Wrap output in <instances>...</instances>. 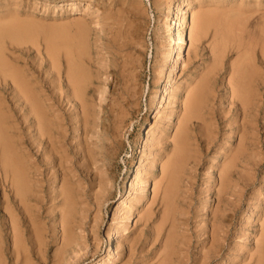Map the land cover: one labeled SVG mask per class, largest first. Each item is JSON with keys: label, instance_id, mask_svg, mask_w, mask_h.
I'll use <instances>...</instances> for the list:
<instances>
[{"label": "rangeland", "instance_id": "obj_1", "mask_svg": "<svg viewBox=\"0 0 264 264\" xmlns=\"http://www.w3.org/2000/svg\"><path fill=\"white\" fill-rule=\"evenodd\" d=\"M63 1H65V0H48V1L47 0H11V1L10 0H0V38H1L0 39V58H1L2 62L3 61L5 62L7 67H9V69L12 72L15 71L14 73H16V74L18 73L17 74L18 77L24 76L23 78H26V79L28 77H30V78H28V80L31 82L33 80L35 82V83L32 82L33 84L31 83V85H30L31 88H33L37 94L39 93V91H41L38 95L39 97L41 96V98H42L45 95V97L43 99H45L46 97H49L50 101H51V99L53 100L51 102H48V103H52V104L54 103L53 105H54L55 111L53 109H51V111H50V113H51L50 115L53 116V118H52V116H50L51 121H53V122L57 121V123H59L60 118L61 119L63 118L60 121V124L63 125L65 123L63 125L64 130L68 127L67 131L70 133L69 134L65 130L66 131V134H65L66 138L64 137V140H66V141H63L64 147L67 146L66 150H65V148H63V150H64L63 153L66 156L68 153L70 158L68 156L67 157L69 159H72V160H67V161L69 163H71V162L73 163L74 161L75 162L77 161L76 159H73V157H74L73 155H75L73 153H76V150H77V152L80 150V145L78 146L79 147L78 148V147H74V144L77 146L80 143L79 141H82L83 142L82 144L86 145L85 140L87 139L86 135L83 136L84 133L82 132V128H81V125L79 123V120L81 117V111H80L81 108L78 107L79 105H78L76 100H71L72 102H70L69 101L70 97L69 98L66 97L69 94H70L69 96H71V93L73 92V84L69 80V72H70V70H72V68L76 69V76H77V80L79 82V84H78L79 86H77V87L80 88L81 92L83 93L82 98L85 101L87 109H89L91 114H92L91 119L93 120V122L98 121L97 126L100 129H101L100 125H102V122H103L102 121L103 120L102 109H104V108H102V107L103 106L106 107L107 104L110 103L112 97L116 98L117 95L120 94V92H121L120 90L124 86V79L130 80L129 81L130 83L128 82V84H129V86H132L130 88L133 89V91L138 92V91L142 90V91L138 92L139 95L137 97H140V95H141V97L138 99V100H140L139 103H140V107H141V117L140 118H142L143 116H146V119H145V123H144V121H142V124L139 127L140 129L138 128L136 131L137 133H135V134L133 133V135H130V134H132V130H133L131 127L128 129V132L126 131L124 134L122 141L123 142L125 141L123 143V146L124 145L125 146L121 147L120 154L118 156L119 158H117L116 163L113 165V168H114V175L113 176L115 177V182H114L115 184H114V187L112 189V193H113L112 198L108 202L105 203V206L103 207L101 212H99L98 208L95 205H93V202H94L93 199L91 201V203H92L91 205H93V206L90 205V207H88V210H89L88 213L89 214H88V219L86 222L89 224L87 227H88V229L90 228L89 231L91 232L90 233L88 231V234H89L88 238H90V240H88L87 244H86V246L88 248L87 247L84 248L82 250L81 254L79 253L80 258L79 257H73V258H71V259H73L72 261L69 259L70 261L68 260L67 262L65 261L61 264H66V263L67 264L68 263L69 264L70 263L71 264H94V263L97 264L96 262L101 260V258H104V260L107 259L105 261L107 264H110V263L111 264H131V262H132V264H139L140 261H142V263L140 262V264H169L170 261H171L170 264H181V263L182 264H198V263H200V264H259V263L264 264V253H263V251H264V244L263 243L264 242H262V241H264L263 240L264 239V228H263L264 227V218H263L264 217V118H263L264 117V101H263L264 100V36H262V35H264V23H263L264 22V20H263L264 19V17H263L264 16V0H205V1L202 0L200 2H199V0L198 1L193 0L194 2L192 0H172L171 2L169 0H167V2H166V0L165 1L163 0V2H161V3H160V1H162V0H158V1L157 0L156 1L155 0H78V1H81V4H79V5H70L71 3H69V5H65V7H61L60 3ZM89 1L92 2V8H90L91 9L90 11H92V12L87 10V2H89ZM187 1H189L190 3L191 2H193V3L190 4ZM258 2H260V3H258ZM125 3H126V5H125ZM163 3H165L166 6H165V4L163 5ZM188 3L191 6L188 5ZM204 3H206V4H204ZM155 4H156V6H155ZM161 4H162V6H161ZM256 4H258V5H256ZM157 5L159 6V8ZM204 5H207L208 7L207 6L204 7ZM209 5H210V7H209ZM198 6L200 9L198 8ZM215 6H218V7L216 8ZM202 7H204V8H202ZM169 8H171V9H169ZM189 8H190V10H189ZM179 9H180V13L178 14L177 11H179ZM214 9H215V11H214ZM191 10H194V12H192ZM198 10H199L200 14L209 12L211 17H212V21H211V24L208 28L206 37L200 43L195 42L191 46L189 33H190L191 24H192V13L197 14ZM244 10H245V12H244ZM250 10L252 13L250 12ZM166 11H168V12L166 13ZM210 11H212V12H210ZM249 12H250V14H249ZM12 13L14 15H12ZM185 13H186V15H185ZM167 14L169 15V17ZM242 14H245L246 16L245 15L241 16ZM7 15L8 16L11 15L13 17L9 16L8 19L5 18L2 21L1 18L6 17ZM166 15L169 19L166 17ZM96 17L98 18V20ZM219 17L221 20L219 19ZM260 17H261V19H260ZM226 18H228V19H226ZM234 18H235V20H234ZM244 18H245V20L243 21ZM249 18H251V19H249ZM159 19H160V21H158ZM167 19L169 21H166ZM178 19L179 20H182V19L186 20L184 22L182 20V23H184L182 31H179V29H178V27H179V25H177L179 23ZM8 21H9L10 25L7 24ZM219 21H220V23H219ZM253 21H254V23H253ZM17 23H19L20 26ZM86 23H88V24H86ZM11 24H13V26ZM14 24H17V26ZM81 24H82V26H81ZM164 24L169 26V27L165 26ZM224 25H225V27H224ZM3 26H5L6 28ZM218 26H220V27H218ZM1 27H3V28H1ZM8 27L10 30L8 29ZM159 27H161V28H159ZM167 28H168V30H165ZM222 28L224 29L225 32L222 31L223 30ZM225 28H227V30ZM259 30H261V31H259ZM156 31L157 32L160 31L159 33H161V34L157 33ZM166 31H169V32H166ZM178 31L182 35L184 34V36H183V38L185 37L183 39L184 42H180L179 40H177L179 38L178 37V34H179ZM183 31H185V32H183ZM170 32H172V33H170ZM127 34H128V36H127ZM130 34H133V35H130ZM138 34H139L140 38H138ZM168 34H170V36ZM173 36H175V37H173ZM131 37H134V38H131ZM128 38H130V39L128 40ZM230 38H232V39H230ZM258 39H260V40L258 41ZM116 40L118 41V44H117ZM119 41H121V42L124 41L125 44H124V42L121 43ZM169 41L170 42L172 41V43L170 44ZM213 41H215V42H213ZM223 41H224V43H223ZM167 42H168V44H166ZM10 43H11V45H10ZM39 43L41 44V46ZM131 43H133L134 45H132ZM161 43L162 44L164 43L166 46L164 44L162 45ZM180 43H182V44H180ZM227 43H228V45H227ZM111 44H113V45H111ZM94 45H96V46H94ZM114 45H116V46H114ZM121 45H123V46L121 47ZM130 45H132V46H130ZM168 45H169V47H168ZM180 46H181V49H180ZM258 46H260V47H258ZM6 47L8 48V50ZM222 47H223V49H222ZM105 48H107V50ZM23 49H24V51H23ZM138 49H140V50H138ZM247 49H248V51H247ZM26 50H28V51H26ZM29 50H31V52H29ZM96 50H98V52H96ZM99 50L101 51V53ZM110 51L112 53V56H111V53H109ZM113 51H115V52H113ZM116 51H119V52H116ZM159 51L162 52L163 55H161V53ZM167 51H169V52H167ZM171 51L173 53H171ZM190 51H191V53H190ZM13 52L16 55H14ZM40 52H42V53H40ZM169 53H171V55ZM238 53L242 54L244 56H242V55L239 56ZM19 54H20V56H19ZM125 54L127 55V57L125 56ZM5 55H7L8 58H10V59H7L6 58L7 56H5ZM96 55H97V57H96ZM164 55H166V56H164ZM178 56H179V58H178ZM136 57H137V60L139 59L140 61L139 60L137 61ZM159 57L160 58L162 57V58L160 59ZM42 58H43V60L45 58V60L43 61ZM119 58L121 61L119 60ZM124 58H126V59H124ZM177 58H178V60H177ZM23 59H26V60H23ZM113 59L118 60L116 62V64L114 62L116 60L113 61ZM127 59H128V62L130 60L129 63H131L130 64L131 66H132V64H134L135 67H138V68H135L134 65H133V67H131L129 65V63L126 62ZM10 61L12 63H10ZM18 61H19V63H18ZM122 61H124L125 63ZM134 61H135V63H134ZM21 62H22V64H21ZM94 62H95V64L97 63V66L101 65L100 67L98 66L99 68H101L100 74H99V70H98L99 68L94 64ZM118 62H120V63H118ZM137 62H139V63H137ZM140 62H142V63H140ZM248 62H250V64ZM14 63L15 64L17 63V65L15 67H14V65H15ZM98 63H100V64H98ZM157 63H158V65H161V66L156 65ZM43 64H45V65L43 66ZM47 64H48V66H47ZM103 64H106V65H103ZM109 64H110V67H109ZM117 64H120V66L122 65V67L118 66ZM164 64H165V66L162 67ZM255 64H256V66H255ZM20 65L22 68H25L24 71L20 67ZM25 65L32 67V69L30 67H29L30 69H28ZM34 65H36V66H34ZM113 65H115V66H113ZM116 66H117V68H115ZM205 66L209 67V68L207 67L208 70H206ZM216 66H218V67H216ZM257 66H259V67H257ZM34 67H35V69L33 70ZM158 67H161L162 71L160 70V68L158 69ZM256 67H257V69H256ZM47 68H48V71H47ZM51 68H53V69H51ZM132 68H135V70L133 69V71H132L131 70ZM155 68L157 70H155ZM16 69H18V70H16ZM25 70H26V72H25ZM30 70H31V72H29ZM118 70H120V71L118 72ZM122 70H123V72H122ZM238 70H241L245 74L244 89H245V95L247 97V106H246L245 111L241 108V106H236L232 103L233 97L231 95L230 81L232 79H234V77L236 78V76L239 75ZM33 71H35V72L33 73ZM60 71L61 72L63 71V72L61 73ZM104 71L105 72L108 71L107 73L110 72L109 75L108 74L106 75V73ZM113 71H114V73H112ZM154 71H155V73H156V71L158 72V73H156L157 75L154 73ZM3 72H4V69L0 68V77H1L0 78V84H1V86H0V97H3V99H6L5 103L2 105L4 110L7 112V114L5 116L14 115L13 113L15 111H16L17 115L20 116L21 114L18 111L19 110L18 107L22 106L21 105L22 102L17 101V98L15 97L13 91L11 92V89H9V87L5 88V86H3L2 83L4 81V77L6 76V74H4ZM40 72H42L41 75H39ZM160 72H162V73L160 75H158ZM14 73H10V74L8 73V75L6 76L5 79H7V81L11 83L12 82V75L11 74H14ZM21 73H23V74L26 73V77H25V74L23 75ZM30 73L31 74L33 73V75H35V76H33V75L30 76ZM64 73L68 76V78ZM96 73L99 75V78H98ZM103 73H105V74H103ZM123 73H124V75H123ZM136 73H137V75L139 74V77L137 75H135ZM206 73H208V74H206ZM214 73H215V75H214ZM27 74H28V76H27ZM57 74L59 76H57ZM114 74H116L117 76H115ZM199 74H200V76H199ZM60 75H62V76H60ZM103 75H105L104 78H102ZM120 75H122L123 77ZM40 76H42V77H40ZM124 76L126 78H124ZM129 76H131L132 79L134 78L133 81H135L136 78H140V80L138 79V81H140V82L142 81V82L140 83V82L135 81L137 84L136 85L135 82H133ZM211 76L213 77V79ZM35 77H37L38 79ZM100 77H101V79H100ZM121 77L123 78V80ZM156 77H157V79H156ZM193 77H195V78H193ZM161 78H162V80H161ZM97 79H99V80H97ZM115 79L117 82L115 81ZM119 79H120V81H119ZM167 79L170 81H168ZM38 80L40 82H38ZM47 80H48V82H47ZM154 80H155V82H154ZM156 80H159V81H156ZM104 81L108 82V83H105ZM114 81L117 84H115ZM131 81L133 82V84ZM202 81H204V83L206 82L204 84L206 87L203 89L204 93H202V95L200 96L201 101L199 103V108L197 105V109H198L197 116H198V118H196V120H195V122L200 121L199 122L200 124L196 126V130H195L194 134L192 135V137H193L192 142L193 143L192 142L190 143V147L187 150L188 161H187V166L184 165L183 170H182V173H184V175H182L183 180H181L179 182L178 186L175 188V192H176L175 193V195H176L175 196V208H173L174 210L172 211V214L173 213L174 214L176 213V214L175 215L173 214L172 219L175 218L174 223H177L176 224L177 226H175V224H174V226H173L174 228H173L171 223H169L170 221L164 224V222L162 221L164 209L161 211L162 208H161V205H159V203H157L158 201L153 202L155 195L153 192L154 184H152V182L155 183L154 180H157L158 182H160V180H158V179L161 178V172H160L161 171V169H160L161 168V161H162L163 157H164L163 162H165L167 160L165 155L164 156L161 155V157H160V155L157 153L158 147H162V146H159L157 144L158 147L156 149H155V147H156V143L158 142V140L161 136L160 132H162L163 129L164 130L168 129V131L166 132V135L168 133L170 140L174 136L175 131H176L175 130L176 125H177L176 123L178 122L176 118H177V115H179L178 113L181 110V104H182V102H178V101H183L185 99L183 97H186V91H188L189 88H190L189 90H192L191 88L194 89L193 86L194 85L198 86V84ZM36 82H38V83H36ZM41 82L45 85L42 86L43 84ZM118 82H120L119 83L120 85H121V83L123 85H121V87L117 86ZM168 82H171L172 88L174 87L172 90H170L171 92L170 91L165 92L166 87H167V85H165V84H167ZM189 82H192V83H189ZM57 84H58V86H57ZM164 85H165V87H164ZM188 85H190V86H188ZM175 86L177 88H175ZM39 87L40 88L42 87V89H39ZM43 87L44 88L47 87V88L43 89ZM54 87H56V89ZM101 87L103 89L105 88L106 91L103 90ZM112 87L114 89H117V90H115V92H114V89H112ZM178 87H179V89H178ZM61 88L64 90H62ZM136 88H137V90H136ZM153 88H155V89H153ZM1 89L3 91H1ZM175 89H178V90L175 91ZM50 90H51L52 94L50 93ZM153 90H154V92H153ZM159 90H160V92H159ZM215 90H216V93H215ZM45 91L47 92V94ZM54 91H56V92H54ZM61 91H62V94H61ZM64 91L66 94L64 93ZM103 91H105V92H103ZM116 91H118V92H116ZM150 91H151V93H150ZM156 92H157V95H155L156 96L155 97L154 94H156ZM182 92H184V93H182ZM6 93H8L9 95ZM90 93H92V94H90ZM105 93H107V94H105ZM108 93L111 95L108 96ZM112 93L116 94V95L114 96ZM152 93H154V94L152 95ZM101 94H102V96L104 95V97H106V98L101 97ZM227 94L229 97L227 96ZM4 95H6V96H4ZM57 96L60 97V101H59V97L57 98ZM169 96H171V97H169ZM64 97H66V98H64ZM90 97H91V99H90ZM96 97L99 98V100H96L97 99ZM150 97H152V99ZM153 97L156 100H154ZM161 97L163 99L162 100L163 102L161 101ZM172 97H174L175 100ZM181 97H182V99H181ZM10 98H11V100H10ZM65 99H66V101H64ZM261 99H262V101H261ZM106 100H108V101H106ZM57 101H59V102L57 103ZM68 101H69V103H68ZM198 101H199V99H198ZM198 101H197V103H198ZM99 102L101 104H99ZM149 102L151 104L150 107H149L150 104L148 105ZM152 102H153V104H152ZM173 102H175V104ZM211 102H213V103H211ZM261 102H263V103H261ZM64 103H66V104H64ZM167 103H169V104H167ZM17 104H19V105H17ZM57 104H59V105L57 106ZM68 104H70V105H68ZM96 104H97V106H96ZM178 104H179V106H178ZM153 105H154V107H153ZM159 105H160V107H159ZM213 105H215V106H213ZM14 106H15V108H14ZM100 106H101V108H100ZM234 106H236V107H234ZM56 107H58V108H56ZM73 107H74V109H73ZM7 108H9V109L11 108V109L7 110ZM63 108L65 110H63ZM172 108H173V110H171ZM58 109H60V111ZM161 109H162V113H159V110H161ZM75 110H76V114H75ZM149 110L151 111V113ZM174 110H176L177 112ZM214 110H216V111L219 110V111L216 112ZM62 111L64 114L62 113ZM94 111L96 114L94 113ZM97 111L99 113H97ZM163 111H164V113H163ZM237 111H238V113H237ZM53 112H54L55 116L52 114ZM201 112L203 113V115H201L202 114ZM213 112L214 113L216 112V114H214ZM57 113L59 115H57ZM148 113H149V115H148ZM170 113H173V114L176 113L177 115L175 114V116L170 117V115H169ZM219 113H220V115H219ZM60 114H62L63 116L60 117ZM164 114H167V115L164 116ZM208 114H210V115H208ZM247 114H249V116ZM56 115L58 117H56ZM214 115H216V117ZM73 116H75V117H73ZM101 116H102V118H101ZM209 116H211V118L215 117V119L212 118V120H209L210 119ZM220 116H222V117H220ZM94 117H96V118H94ZM161 117H162V119H161ZM167 117L170 120L167 119ZM243 118H244V120H243ZM75 120H77V123L75 122ZM207 120H208V122L209 121L210 122L208 124H205L207 122H204V121H207ZM215 120L218 122L215 123ZM256 120L258 123L256 122ZM18 121L20 122V119ZM69 121H71L72 123L70 124ZM160 121H161V123H160ZM165 121L167 122V124ZM228 121H230V122L228 123ZM10 122L11 121L8 120V123H10ZM96 122H94V123L96 124ZM202 122H204V123H202ZM225 123H226L227 127H226ZM237 123H239V124H237ZM67 124H68V126H66ZM156 124H158V126H156ZM163 124H164V126H163ZM168 125H170L171 127H167ZM217 125H219V126H217ZM98 127L96 128L97 130L99 129ZM151 127H153L152 129H154L155 132L156 131L159 132V133L156 132L155 136L153 135L155 139L158 137L159 138L157 141H154L152 147L149 146V144H150L149 140H150V138L153 137V136H151V132H150ZM73 128L75 130H73ZM160 128H162V129H160ZM253 128L256 129V133H255V130L253 131ZM214 129H216V130L218 129V130L216 131ZM241 129L244 131H242ZM129 130H131V132ZM252 131L254 133H251ZM211 132H213V133L211 134ZM71 133H73V134H71ZM230 133H231V135H230ZM24 134L27 135V133H24ZM244 134H246V135H244ZM256 134H258V135H256ZM78 135H79V137H78ZM135 135H137V136L135 137ZM75 136H77V137H75ZM200 136H202V137L200 138ZM89 137L91 138V139L89 138V141L92 140L93 143H94V141L97 140V138H96L97 135L93 138L91 136H89ZM215 137H217V138H215ZM28 138H29V136H27V139ZM81 138H82V140H81ZM204 138L206 139L207 142L204 141ZM14 139L17 141V137H15ZM69 139H71V140L69 141ZM73 139H75L77 142L75 140L74 141L76 143L73 142ZM83 139H84V141H83ZM242 139L244 140L243 142H242ZM209 140L212 141L213 144L209 145L208 144ZM251 140L254 141L252 148H249L246 145H243V144H250ZM99 142L100 141L97 140V143L95 142L96 144L87 145L86 147H89L90 149L93 148V151L97 152L96 149H99V148L96 147L95 145L100 146ZM134 142H136V143H134ZM218 142H220V143H218ZM197 143H199L198 147H197ZM226 143H229L228 150L223 152L222 154H220L219 152H220L221 147H223ZM233 143H235V144H233ZM145 144H146V146H145ZM167 144H168V146L166 147L167 148L166 153H169V152H171V149H172L170 147L171 146L170 141L167 142ZM230 144H231V146H230ZM195 145H196V147H194ZM199 145H200V147H199ZM201 145H202V147H201ZM144 146L146 147V149ZM168 147L171 149H169ZM203 147L204 148L206 147V148L204 149ZM236 147H238V148H236ZM68 148H69V150H68ZM74 148H76V150ZM141 148L143 150L145 149L144 152H143V150H141ZM233 148H234V150H233ZM255 148H256V150H255ZM72 149H74L73 153H72ZM195 149L197 152L195 151ZM198 149L200 150V152ZM147 150H149V151H147ZM21 151H22V149H20V153H21ZM35 151H37V150L34 149V152ZM131 151L134 153H132ZM153 151H154V154H153ZM256 151L259 154H257ZM226 153H227V156L224 157V154H226ZM254 154H256V155H254ZM151 155L153 156V158H151L152 157ZM234 155H237V156L239 155L238 157H240V158L237 161L238 162L237 165L231 169L232 170V172H231L232 174H231V178H230L231 179V188L229 189L228 194L222 196V203L218 204L217 203L218 201H216V200H217V192H218V189L220 188V181H219L220 180V170H222V168L225 165H229V166L232 165L233 160L237 157ZM154 156L155 157L157 156L159 159L157 157L155 158ZM148 157H150V158H148ZM198 157H199V159H198ZM51 159L53 161V158H51ZM151 159L152 160L155 159L156 161L158 159V163H157L155 168H152L151 164H149L152 161ZM200 159L202 161H200ZM241 159H242V161H241ZM35 160L38 161L37 159L33 158L31 160V162H35ZM131 160H133V162ZM225 160L227 161V163L225 162ZM39 161L43 162V158H39ZM67 161L63 162L66 165V167H70V165H71V167H73V166L75 167V165L77 167H79L82 164L80 161H77L78 162V163L76 162L77 164L74 162L72 165V163L69 164V163H67ZM40 162H37V163H40ZM139 163L143 164L141 166L143 170L141 168L140 169L144 172H146V170H147V172L146 173L143 172V176H145V174H146V177L142 176L143 180L140 183L141 185L140 184L138 185V187H141V188L144 187L145 189H144V191L142 190L140 193L136 194L135 189L137 188V186H134V182H133L134 178L133 177H135L137 169L140 166ZM146 163H148L150 167L148 166V164L146 165ZM195 163H197V164H195ZM217 163H219V164H217ZM123 164H124V166H123ZM194 165H196L197 167ZM144 167H145V169H144ZM192 167L193 168L196 167V168L193 169ZM210 167H212V168H210ZM123 169H124V171H123ZM56 170H57L56 171L57 173L55 174L53 172V173H51L52 174L51 176H49V175L46 176L47 177V178H45L46 183L43 182V184H42L45 188V191L47 190V192H46L47 194H50L51 192L57 193L59 188H60L59 181L61 180L60 179L61 174L64 171H62L60 173L58 168ZM193 170L194 171L196 170V171L193 172ZM248 170H250L251 172ZM73 172L69 170V172H68L69 176H71V175L73 176L74 175ZM148 174H150V175H148ZM104 175H106V174L103 173L102 176H104ZM54 176L59 177L58 182L56 183L57 185L53 183V179L55 178ZM193 177H195V179ZM0 178H2V177L0 176ZM81 178H83V179L80 180V185H79L80 188L78 187V185H74V188H73L74 190L78 188L77 190L82 192L83 189L85 188L84 190H88V192H90L89 194H92V195H94V193H97V194L101 193V188L98 185V183L96 182L97 180L99 181L100 176L98 177V179L96 181L95 180L93 181L95 185L92 183V186H90V180H92V178H93V176L91 174H89V175L84 174L83 176H81ZM123 178L125 181L123 180ZM144 178L148 179V180L150 179V180L147 183H144L145 182ZM245 178H246V180H245ZM187 179H188V181H187ZM85 180H87V181L85 182ZM242 180L244 182H242ZM214 183H216V184H214ZM238 183H240V184H238ZM2 184H3V187L1 186ZM50 184H52L56 188V190H55L56 192H54V187ZM143 184H144V186H143ZM184 186H186V189ZM213 186L215 189L213 188ZM233 186H236V189ZM49 187L53 190H51ZM3 188L5 191L2 190ZM90 188H91V190H90ZM92 188H95V189H92ZM0 189L2 190V191L0 190V223H1L0 224L1 225L0 226V242H1L0 243L1 244L0 245V264H51L52 262L54 264H60L59 255H60V248L62 246V242H61L62 241V239H61L62 232H61V228H59V227L57 228L56 232H54L52 230V227L54 225H53L52 221L50 219H48V218H51L50 210H47V212L45 211V213H44V217H46V218H43L44 221H42V224L44 222V224H43L44 226L42 227V224L38 225L37 229H38V232L40 235L38 234L37 237L36 236L34 237L32 235V233L26 234V233H22V231L20 230L24 236L19 232L18 236L16 238L14 235V231L13 230L11 231L10 221H9V219L7 220V218H6V210H9V208L12 209V204H11V206H9L7 204L10 201L9 195L10 194L12 195L9 183L4 184L3 179H0ZM97 189H98L99 193H98ZM48 190H49V192H48ZM77 190H75V191H77ZM185 190H187V191H185ZM91 191H92V193H91ZM142 192H145V193H142ZM213 192H215V193H213ZM134 195H136V196H134ZM137 197H138V199H140L139 200L140 202L138 201ZM180 197H182V198H180ZM210 197H211V199H210ZM130 198H132L131 203L134 204L132 206L133 209L132 208L130 209L128 207L130 200H131ZM134 198H136L137 200L136 199L134 200ZM3 202H5V203H3ZM137 202H139V204ZM187 202H188L189 206H188ZM119 203L121 205H124L123 206L124 208L122 207L121 211L122 210L123 211L120 212L119 214H117L116 213V210H117L116 207H118V205H120ZM3 204H5V205H3ZM1 206H2V208H1ZM48 206L50 207V204ZM185 206L189 209H187ZM218 206L220 208L217 209ZM49 207H48V209H49ZM155 207H156V209H155ZM177 207L179 209H177ZM90 208H92V209H90ZM148 208H149V210H151L153 212L155 210V213H151V215H153L151 217V219L146 217V213L148 211ZM128 209H129V212L126 211ZM212 209H213V212H215L217 210L218 219H219L217 222V225L219 227L215 231L214 236L212 234L213 229H211L212 225H213V224L211 225V223H214V218H213L214 214H212L213 213L211 211ZM90 210H92L91 214H90ZM218 210L220 212H218ZM225 211H226V213H222ZM141 212H143V213H141ZM251 212H252V215H251ZM115 213H116V215H115ZM4 215H5V217H4ZM127 215L128 216L130 215L129 216L130 218ZM115 216H117L118 219L115 218ZM204 216H206V217H204ZM98 217H101V218H98ZM119 218H122V219H119ZM145 218H147V219H145ZM203 218H204V220H203ZM224 218H226V219H224ZM123 219H125V221ZM181 219H183V220H181ZM47 220H48V222H47ZM120 220H121V222H120ZM40 221H41V219H40ZM122 221H124V222H122ZM259 221H260V223H259ZM145 222H146V224H145ZM148 222H149V224H148ZM117 223H120V224H117ZM155 223H156V225H155ZM112 225H114L116 227V229L119 230L120 232L124 229H127V231H124L123 233L118 234L119 231L117 233V230ZM111 226H112V229H111ZM43 228H45V229H43ZM93 228H95V229L93 230ZM155 228L157 230H159V229H161V230L157 231ZM109 229L111 231L112 230L113 231L110 232ZM151 230L153 232L149 233V231H151ZM58 231H60V232L57 233ZM162 231H163V233H162ZM114 232H116L120 238L114 239L112 241L113 242L112 246L109 249L107 246L108 244L106 243V238H107V235L109 233L116 234ZM155 232H157V233H155ZM158 232H160V233H158ZM171 232H173L172 237H171V234H172ZM124 233H125V235H124ZM153 233H155V234H153ZM182 233H184V234H182ZM149 234L152 237H150ZM30 235H31V238H30ZM138 235H140V236H138ZM163 235L165 236V238ZM175 235H176V237H175ZM200 235H201V237H200ZM153 236H154L155 240L153 239ZM157 237L159 238L158 240H157ZM218 237H219V240H218ZM122 238H123V240H122ZM140 238H141V242H140ZM1 239H2V241H1ZM25 239H27V241H25ZM131 239H134V241ZM130 240H131V242H130ZM182 240L184 242L185 241L186 242L184 243ZM125 241H126V243H125ZM142 241H143V243H142ZM203 241H206V242H203ZM24 242H26V244ZM40 242H42V243H40ZM122 242H123V244H122ZM150 242H151V244H150ZM171 242H172V244H171ZM210 242H211V244H209ZM52 243H53V245H52ZM132 243H134V244L132 245ZM179 243H181V244H179ZM46 244L49 246H47ZM215 244H216V247L218 248L217 249L215 247L216 250L214 248ZM219 244L221 245L220 247H219ZM138 245L141 246V248L140 247L137 248ZM13 246H14V249H13ZM34 246L36 247V249ZM57 246H58V248H57ZM157 246L158 247L163 246L164 248L159 247L160 248L159 249ZM181 246H183V247H181ZM127 247L130 249H133V250H130ZM144 247H145V249H144ZM136 248H137V250H136ZM219 248L221 250L220 252H219ZM116 249H118V250H116ZM146 249H149V251H147ZM151 249L153 251H151ZM161 249H163V250H161ZM18 250H19V253H18ZM58 250H59V252H58ZM24 251H25V253H24ZM84 252H86V253H84ZM136 252L138 253V255ZM170 252H172V253H170ZM216 252H218L217 253L218 255H214ZM34 253H36V255H38L40 253L38 256L39 259L36 255H34ZM120 253H122V254H120ZM142 253H143V255H142ZM168 253H169V255H168ZM212 253H214V254H212ZM26 254H27L28 259L26 257ZM29 254H30V256H29ZM56 254L58 256H56ZM112 254H113V256H112ZM139 254L141 255L140 258H139ZM156 254H158V256ZM219 254H221V255H219ZM31 255L34 259H32ZM40 255H42V256L40 257ZM82 255H84V256H82ZM145 255L147 258L145 257ZM186 255H188V256H186ZM200 255H202V256H200ZM249 255H250V257H249ZM155 256H157V257H155ZM218 256H219V258H216ZM30 257H31V259H29ZM57 257H58V259H57ZM148 257H150V258H148ZM40 258H42V261ZM52 258H53V260H52ZM159 258H160V260H159ZM47 259H49V260H47ZM222 259H223V261H222ZM30 260H32V261H30ZM154 260H155V262H154ZM157 260H159V261H157ZM168 260H169V262H167ZM259 260H260V262H259ZM113 261H114V263H113ZM136 261H137V263H136ZM207 261H208V263H207Z\"/></svg>", "mask_w": 264, "mask_h": 264}, {"label": "bare ground", "instance_id": "obj_2", "mask_svg": "<svg viewBox=\"0 0 264 264\" xmlns=\"http://www.w3.org/2000/svg\"><path fill=\"white\" fill-rule=\"evenodd\" d=\"M11 1V0H10ZM48 1V0H47ZM156 1V0H155ZM158 1V0H157ZM165 1V0H164ZM170 2L172 1V0H169ZM193 1V0H192ZM196 1H198V0H196ZM200 1H202V0H199V2ZM205 1V0H204ZM66 2V3H65ZM161 2H163V0L162 1H160V3ZM166 2H167V0H166ZM165 2V3H166ZM174 2V1H173ZM172 2V3H173ZM187 2H189V1H187ZM194 2V1H193ZM193 2H189L190 4H192ZM220 2V1H219ZM69 3H71L70 5H79V4H81V1H78V0H65V1H63V2H61L60 3V5H61V7H65V5H69ZM95 3V2H94ZM159 3V2H158ZM165 3H163V5L165 4ZM169 3V2H168ZM182 3V2H181ZM188 3V5H190ZM207 3V2H206ZM206 3H204V4H206ZM209 3V2H208ZM258 3H260V2H258ZM212 4V3H211ZM125 5H126V3H125ZM173 5V4H172ZM202 5V4H201ZM256 5H258V4H256ZM155 6H156V4H155ZM158 6V5H157ZM161 6H162V4H161ZM165 6H166V4H165ZM170 6V5H169ZM191 6V5H190ZM205 6H207V5H204V7ZM237 6V5H236ZM75 7V6H74ZM171 7V6H170ZM178 7V6H177ZM204 7H202V8H204ZM208 7V6H207ZM209 7H210V5H209ZM212 7V6H211ZM214 7V6H213ZM216 8L218 7V6H215ZM90 8H92V2H87V10H91ZM157 8V7H156ZM158 8H159V6H158ZM162 8V7H161ZM198 8H199V6H198ZM222 8V7H221ZM60 9V8H59ZM95 9V8H94ZM131 9V8H130ZM139 9V8H138ZM169 9H171V8H169ZM178 9V8H177ZM181 9V8H180ZM180 9H179V11H177L178 12V14L180 13ZM192 9V8H191ZM195 9V8H194ZM200 9V8H199ZM207 9V8H206ZM205 9V10H206ZM97 10V9H96ZM157 10V9H156ZM159 10V9H158ZM162 10V9H161ZM160 10V11H161ZM164 10V9H163ZM168 10V9H167ZM183 10V9H182ZM189 10H190V8H189ZM210 10V9H209ZM218 10V9H217ZM86 11V10H85ZM169 11V10H168ZM168 11H166V13L168 12ZM192 12H194V10H191ZM197 11V10H196ZM195 11V12H196ZM203 11V10H202ZM214 11H215V9H214ZM236 11V10H235ZM239 11V10H238ZM257 11V10H256ZM90 12H92V11H90ZM190 12V11H189ZM204 12V11H203ZM202 12V13H203ZM210 12H212V11H210ZM217 12V11H216ZM219 12V11H218ZM222 12V11H221ZM227 12V11H226ZM242 12V11H241ZM244 12H245V10H244ZM250 12H251V10H250ZM250 12H249V14H250ZM89 13V12H88ZM198 13H199V10H198ZM196 14V13H192V24H191V28H190V45L192 46L195 42H198V43H200L205 37H206V35H207V31H208V28H209V26H210V24H211V21H212V17H211V15H210V13L209 12H206V13H203V14ZM238 13V12H237ZM252 13V12H251ZM11 14V13H10ZM134 14V13H133ZM138 14V13H137ZM162 14V13H161ZM169 14V13H168ZM167 14V15H168ZM214 14V13H213ZM218 14V13H217ZM221 14V13H220ZM246 14V13H245ZM245 14H242L241 16H243V15H245ZM12 15H14L13 13H12ZM167 15H166V17H167ZM185 15H186V13H185ZM216 15V14H215ZM219 15V14H218ZM222 15V14H221ZM10 17H13V16H11V15H9ZM8 15L6 16V17H2L1 18V20L3 21L5 18H7L8 19V17H9ZM179 16V15H178ZM181 16V15H180ZM225 16V15H224ZM228 16V15H227ZM237 16V15H236ZM246 16V15H245ZM250 16V15H249ZM168 17H169V15H168ZM167 17V18H168ZM214 17V16H213ZM216 17V16H215ZM222 17V16H221ZM264 17V16H263ZM32 18V17H31ZM97 18V17H96ZM161 18V17H160ZM191 18V17H190ZM224 18V17H223ZM240 18V17H239ZM255 18V17H254ZM258 18V17H257ZM79 19V18H78ZM169 19V18H168ZM166 20V21H169V20ZM219 19H220V17H219ZM225 19V18H224ZM223 19V20H224ZM226 19H228V18H226ZM241 19V18H240ZM249 19H251V18H249ZM253 19V18H252ZM260 19H261V17H260ZM16 20V19H15ZM97 20H98V18H97ZM183 20V19H182ZM182 20H179L178 19V21H179V23L177 24V25H179V27H178V29H179V31H182V28H183V24L184 23H182ZM221 20V19H220ZM232 20V19H231ZM234 20H235V18H234ZM245 20V18L243 19V21ZM264 20V19H263ZM18 21V20H17ZM20 21V20H19ZM158 21H160V19L158 20ZM184 21H186V20H183V22ZM250 21V20H249ZM33 22V21H32ZM222 22V21H221ZM228 22V21H227ZM241 22V21H240ZM259 22V21H258ZM257 22V23H258ZM141 23V22H140ZM159 23V22H158ZM186 23V22H185ZM219 23H220V21H219ZM224 23V22H223ZM253 23H254V21H253ZM264 23V22H263ZM2 24V23H1ZM8 25H10L9 24V21H8V23H7ZM18 25H19V23H17ZM17 24H14V25H16L17 26ZM86 24H88V23H86ZM132 24V23H131ZM134 24V23H133ZM168 24V23H167ZM227 24V23H226ZM234 24V23H233ZM248 24V23H247ZM7 25V26H8ZM12 26H13V24H11ZM165 25V24H164ZM220 25V24H219ZM236 25V24H235ZM240 25V24H239ZM20 26V25H19ZM81 26H82V24H81ZM89 26V25H88ZM165 26H167V25H165ZM223 26V25H222ZM244 26V25H243ZM246 26V25H245ZM257 26V25H256ZM259 26V25H258ZM3 27H5V26H3ZM3 27H1V28H3ZM11 27V26H10ZM121 27V26H120ZM125 27V26H124ZM163 27V26H162ZM167 27H169V26H167ZM218 27H220V26H218ZM224 27H225V25H224ZM254 27V26H253ZM260 27V26H259ZM6 28V27H5ZM16 28V27H15ZM118 28V27H117ZM159 28H161V27H159ZM165 28V27H164ZM172 28V27H171ZM233 28V27H232ZM243 28V27H242ZM255 28V27H254ZM261 28V27H260ZM8 29H9V27H8ZM36 29V28H35ZM132 29V28H131ZM130 29V30H131ZM223 29V28H222ZM226 30H227V28H225ZM231 29V28H230ZM253 29V28H252ZM10 30V29H9ZM165 30H168V28L167 29H165ZM220 30V29H219ZM218 30V31H219ZM229 30V29H228ZM118 31V30H117ZM133 31V30H132ZM178 31V32H179ZM222 31H224V29L222 30ZM221 31V32H222ZM232 31V30H231ZM242 31V30H241ZM249 31V30H248ZM254 31V30H253ZM259 31H261V30H259ZM90 32V31H89ZM123 32V31H122ZM126 32V31H125ZM130 32V31H129ZM128 32V33H129ZM134 32V31H133ZM132 32V33H133ZM157 32V31H156ZM160 32V31H159ZM159 32H157V33H159ZM166 32H169V31H166ZM165 32V33H166ZM183 32H185V31H183ZM212 32V31H211ZM225 32V31H224ZM120 33V32H119ZM135 33V32H134ZM156 33V34H157ZM170 33H172V32H170ZM214 33V32H213ZM247 33V32H246ZM258 33V32H257ZM123 34V33H122ZM159 34H161V33H159ZM217 34V33H216ZM235 34V33H234ZM28 35V34H27ZM130 35H133V34H130ZM169 36H170V34H168ZM221 35V34H220ZM227 35V34H226ZM225 35V36H226ZM230 35V34H229ZM3 36V35H2ZM127 36H128V34H127ZM183 36H184V34L182 35L180 32H179V34H178V39L177 40H179L180 42H184L183 41V39L185 38H183ZM210 36V35H209ZM234 36V35H233ZM262 36H264V35H262ZM118 37V36H117ZM173 37H175V36H173ZM220 37V36H219ZM222 37V36H221ZM257 37V36H256ZM115 38V37H114ZM131 38H134V37H131ZM138 38H140L139 37V34H138ZM165 38V37H164ZM170 38V37H169ZM172 38V37H171ZM224 38V37H223ZM222 38V39H223ZM259 38V37H258ZM1 39V38H0ZM72 39V38H71ZM85 39V38H84ZM130 38H128V40H129ZM230 39H232V38H230ZM244 39V38H243ZM89 40V39H88ZM170 40V39H169ZM221 40V39H220ZM260 39H258V41H259ZM117 41V40H116ZM126 41V40H125ZM132 41V40H131ZM176 41V40H175ZM240 41V40H239ZM39 42V41H38ZM109 42V41H108ZM119 42H121V41H119ZM124 42V41H123ZM123 42H121V43H123ZM130 42V41H129ZM137 42V41H136ZM170 42V41H169ZM213 42H215V41H213ZM250 42V41H249ZM172 43V41L170 42V44ZM179 43V42H178ZM223 43H224V41H223ZM242 43V42H241ZM40 44V43H39ZM115 44V43H114ZM117 44H118V41H117ZM120 44V43H119ZM124 44H125V42H124ZM128 44V43H127ZM132 45H134L133 43H131ZM140 44V43H139ZM162 44V43H161ZM164 44V43H163ZM162 44V45H163ZM166 44H168V42L166 43ZM180 44H182V43H180ZM245 44V43H244ZM251 44V43H250ZM253 44V43H252ZM10 45H11V43H10ZM98 45V44H97ZM103 45V44H102ZM111 45H113V44H111ZM110 45V46H111ZM132 45H130V46H132ZM160 45V44H159ZM165 45V44H164ZM202 45V44H201ZM227 45H228V43H227ZM13 46V45H12ZM40 46H41V44H40ZM81 46V45H80ZM94 46H96V45H94ZM114 46H116V45H114ZM120 46V45H119ZM123 45H121V47H122ZM128 46V45H127ZM126 46V47H127ZM138 46V45H137ZM158 46V45H157ZM156 46V47H157ZM166 46V45H165ZM164 46V47H165ZM182 46V45H181ZM181 46H180V49H181ZM203 46V45H202ZM222 46V45H221ZM244 46V45H243ZM256 46V45H255ZM91 47V46H90ZM139 47V46H138ZM137 47V48H138ZM168 47H169V45H168ZM179 47V46H178ZM201 47V46H200ZM219 47V46H218ZM217 47V48H218ZM238 47V46H237ZM258 47H260V46H258ZM7 48V47H6ZM37 48V47H36ZM49 48V47H48ZM72 48V47H71ZM75 48V47H74ZM101 48V47H100ZM110 48V47H109ZM112 48V47H111ZM115 48V47H114ZM195 48V47H194ZM228 48V47H227ZM28 49V48H27ZM91 49V48H90ZM103 49V48H102ZM106 50H107V48H105ZM131 49V48H130ZM129 49V50H130ZM142 49V48H141ZM179 49V48H178ZM177 49V50H178ZM193 49V48H192ZM207 49V48H206ZM222 49H223V47H222ZM241 49V48H240ZM7 50H8V48H7ZM49 50V49H48ZM113 50V49H112ZM117 50V49H116ZM125 50V49H124ZM138 50H140V49H138ZM159 50V49H158ZM163 50V49H162ZM169 50V49H168ZM243 50V49H242ZM241 50V51H242ZM250 50V49H249ZM10 51V50H9ZM23 51H24V49H23ZM26 51H28V50H26ZM100 51V50H99ZM128 51V50H127ZM174 51V50H173ZM210 51V50H209ZM247 51H248V49H247ZM29 52H31V50H29ZM38 52V51H37ZM96 52H98V50H96ZM113 52H115V51H113ZM116 52H119V51H116ZM121 52V51H120ZM124 52V51H123ZM133 52V51H132ZM160 52V51H159ZM164 52V51H163ZM167 52H169V51H167ZM223 52V51H222ZM238 52V51H237ZM252 52V51H251ZM11 53V52H10ZM14 53V52H13ZM21 53V52H20ZM28 53V52H27ZM40 53H42V52H40ZM100 53H101V51H100ZM107 53V52H106ZM109 53H111V51L109 52ZM157 53V52H156ZM161 53V55H163L162 54V52H160ZM171 53H173L172 51H171ZM171 53H169L170 55H171ZM181 53V52H180ZM190 53H191V51H190ZM213 53V52H212ZM221 53V52H220ZM61 54V53H60ZM59 54V55H60ZM119 54V53H118ZM122 54V53H121ZM130 54V53H129ZM165 54V53H164ZM224 54V53H223ZM226 54V53H225ZM239 54V53H238ZM14 55H16L15 53H14ZM91 55V54H90ZM134 55V54H133ZM141 55V54H140ZM160 55V54H159ZM219 55V54H218ZM240 55H242V54H239V56ZM5 56H7V55H5ZM19 56H20V54H19ZM23 56V55H22ZM30 56V55H29ZM111 56H112V53H111ZM125 56L127 57V55L125 54ZM130 56V55H129ZM164 56H166V55H164ZM180 56V55H179ZM179 56H178V58H179ZM216 56V55H215ZM242 56H244V55H242ZM42 57V56H41ZM96 57H97V55H96ZM109 57V56H108ZM135 57V56H134ZM139 57V56H138ZM7 59H10V58H8V56L6 57ZM20 58V57H19ZM22 58V57H21ZM116 58V57H115ZM141 58V57H140ZM160 58V57H159ZM162 58V57H161ZM160 58V59H161ZM170 58V57H169ZM178 58H177V60H178ZM238 58V57H237ZM124 59H126V58H124ZM135 59V58H134ZM214 59V58H213ZM252 59V58H251ZM22 60V59H21ZM23 60H26V59H23ZM42 60H43V58H42ZM44 60H45V58H44ZM43 60V61H44ZM60 60V59H59ZM112 60V59H111ZM114 60H116V61H114ZM119 60H120V58H119ZM133 60V59H132ZM136 60H137V57H136ZM139 60V59H138ZM137 60V61H138ZM158 60V59H157ZM166 60V59H165ZM236 60V59H235ZM245 60V59H244ZM248 60V59H247ZM39 61V60H38ZM98 61V60H97ZM104 61V60H103ZM108 61V60H107ZM110 61V60H109ZM113 61L115 62V64H116V62L118 61L117 59H113ZM121 61V60H120ZM140 61V60H139ZM218 61V60H217ZM16 62V61H15ZM24 62V61H23ZM31 62V61H30ZM63 62V61H62ZM61 62V63H62ZM113 62V63H114ZM122 62H124V61H122ZM126 62H128V59H127V61ZM129 62H130V60H129ZM128 62V63H129ZM166 62V61H165ZM178 62V61H177ZM10 63H12L11 61H10ZM18 63H19V61H18ZM27 63V62H26ZM49 63V62H48ZM60 63V62H59ZM105 63V62H104ZM118 63H120V62H118ZM125 63V62H124ZM133 63V62H132ZM134 63H135V61H134ZM137 63H139V62H137ZM136 63V64H137ZM140 63H142V62H140ZM167 63V62H166ZM220 63V62H219ZM249 64H250V62H248ZM15 64V63H14ZM21 64H22V62H21ZM28 64V63H27ZM94 64H95V62H94ZM98 64H100V63H98ZM108 64V63H107ZM131 63H129V65H130ZM13 65V64H12ZM17 65V63L14 65V67ZM29 65V64H28ZM33 65V64H32ZM31 65V66H32ZM45 64H43V66H44ZM60 65V64H59ZM96 66H97V63L95 64ZM103 65H106V64H103ZM118 66H120V64H117ZM133 65L134 64H132V66L131 67H133ZM143 65V64H142ZM156 65H158V63L156 64ZM258 65V64H257ZM23 66V65H22ZM26 66V65H25ZM34 66H36V65H34ZM47 66H48V64H47ZM91 66V65H90ZM89 66V67H90ZM99 67L101 66V65H98ZM97 66V67H98ZM113 66H115V65H113ZM141 66V65H140ZM139 66V67H140ZM158 66H161V65H158ZM165 66V64L162 66V67H164ZM255 66H256V64H255ZM254 66V67H255ZM20 67H21V65H20ZM24 67V66H23ZM28 69H32V67H30V66H26ZM30 67V68H29ZM63 67V66H62ZM98 67V68H99ZM103 67V66H102ZM108 67V66H107ZM109 67H110V64H109ZM108 67V68H109ZM120 67H122V65L120 66ZM134 67H135V65H134ZM206 67V66H205ZM208 67V66H207ZM207 67H206V70H208L207 69ZM216 67H218V66H216ZM257 67H259V66H257ZM257 67H256V69H257ZM0 68H2V69H4V74H6V76L8 75V73L10 74V73H14V72H12L10 69H9V67H7V65L5 64V62L3 61H1V58H0ZM18 68V67H17ZM22 68V67H21ZM38 68V67H37ZM46 68V67H45ZM115 68H117V66L115 67ZM127 68V67H126ZM125 68V69H126ZM135 68H138V67H135ZM135 68H132L131 70L133 71V69L135 70ZM141 68V67H140ZM160 68V70H161V67H158V69ZM209 68V67H208ZM23 69V71H24V69L25 68H22ZM35 69V67L33 68V70ZM42 69V68H41ZM51 69H53V68H51ZM65 69V68H64ZM91 69V68H90ZM100 69L101 68H99L98 70H99V74H100ZM106 69V68H105ZM215 69V68H214ZM217 69V68H216ZM254 69V68H253ZM16 70H18V69H16ZM20 70V69H19ZM39 70V69H38ZM63 70V69H62ZM127 70V69H126ZM129 70V69H128ZM137 70V69H136ZM155 70H157L156 68H155ZM37 71V70H36ZM43 71V70H42ZM47 71H48V68H47ZM50 71V70H49ZM117 71V70H116ZM120 70H118V72H119ZM139 71V70H138ZM162 71V70H161ZM25 72H26V70H25ZM29 72H31V70L29 71ZM35 71H33V73H34ZM39 72V71H38ZM51 72V71H50ZM61 72V71H60ZM63 72V71H62ZM61 72V73H62ZM65 72V71H64ZM105 72V71H104ZM108 71H106L105 73H106V75L108 74L109 75V73H107ZM122 72H123V70H122ZM125 72V71H124ZM140 72V71H139ZM138 72V73H139ZM153 72V71H152ZM205 72V71H204ZM207 72V71H206ZM210 72V71H209ZM218 72V71H217ZM248 72V71H247ZM261 72V71H260ZM33 73L31 74L30 73V76L31 75H33ZM41 73L42 72H40V74L39 75H41ZM68 73V72H67ZM92 73V72H91ZM98 73V72H97ZM96 73V74H97ZM105 73H103V74H105ZM112 73H114V71L112 72ZM154 73H155V71H154ZM156 73H158L157 71H156ZM155 73V74H156ZM162 72H160L158 75H160ZM234 73V72H233ZM238 73H239V75L238 76H236V78L234 77V79H232L231 81H230V86H231V95H232V97H233V101H232V103L234 104V105H236V106H241V108L245 111L246 110V106H247V97H246V95H245V89H244V86H245V84H244V78H245V74L241 71V70H238ZM250 73V72H249ZM18 74V73H17ZM17 74L16 73H14V74H11L12 75V82L10 83V82H8L7 81V79H5L6 78V76L4 77V81H3V86H5V88L6 87H9V89H11V92L13 91V93H14V95H15V97L17 98V101L18 102H22V106L21 107H18V111H19V113L21 114L20 116L19 115H17V113H16V111L13 113L14 115H10V116H5L6 114H7V112L4 110V108L2 107V105L5 103V101H6V99H3V97H0V176L2 177V178H0V179H3V183L4 184H6V183H9V185H10V190H11V193H12V195L10 194L9 196V199H10V201L7 203L9 206H11V204H12V209H10L9 208V210H6V218H7V220L9 219V221H10V224H11V231L13 230L14 231V235H15V237L17 238V236H18V233L20 232L21 233V231H22V233H32V235L35 237H37L38 236V234H39V232H38V225H40V224H42V221H44L43 220V218H46V217H44V213H45V211L47 212V210H50V212H51V218H48V219H50L51 221H52V223H53V227H52V230L54 231V232H56V230H57V228L59 227V228H61V232H62V236H61V239H62V246H61V248H60V255H59V262H60V264L61 263H63V262H67L69 259L72 261L73 259H71V258H73V257H79V253L81 254V252H82V250L84 249V248H86L87 246H86V244H87V241L88 240H90V238H88L89 237V234H88V231H89V229H88V223L86 222L87 221V219H88V207H90V205L92 204L91 203V201H92V199L94 200V202H93V205H95L97 208H98V211L99 212H101V210L103 209V207L105 206V203L106 202H108L111 198H112V195H113V193H112V189H113V187H114V182H115V177L113 176L114 175V168H113V165L116 163V161H117V158H119L118 156H119V154H120V150H121V147L123 146V143L125 142H123L122 141V139H123V137H124V134H125V132L127 131L128 132V129L129 128H131L132 127V134H130V135H133V133L135 134V133H137L136 131H137V129L141 126V124H142V121H144V123H145V119H146V116H143L142 118H140L141 117V107H140V103H139V101L140 100H138L140 97H141V95H140V97H137L139 94H138V92H140V91H142V90H140V91H133V89H131L130 87H132V86H129V84H128V82L130 81V80H125L124 79V86L122 87V89L120 90L121 92H120V94L119 95H117V97L115 98H113L112 97V99H111V101H110V103L109 104H107V106L106 107H102V108H104V109H102V112H103V122H102V125H100L101 126V129L97 126V122L96 121H94V122H96V124L93 122V120L91 119L92 118V114H91V112H90V110L89 109H87V106H86V104H85V101L83 100V98H82V96H83V93L81 92V90H80V88H78L77 86H79L78 84H79V82H78V80H77V76H76V69L75 68H72V70H70V72H69V80L72 82V84H73V92L71 93V96H69V95H67L66 97L67 98H69V101L70 102H72L71 100H76L77 101V103H78V107H80L81 108V117H80V120H79V123H80V125H81V128H82V132L84 133L83 134V136L84 135H86V137H87V139L85 140L86 142V145H84V144H82L83 142L82 141H79L80 143L76 146L75 144H74V147H78L79 145H80V150L77 152V150H76V148H74L75 150H76V153H73V150L74 149H72V153L73 154H75V155H71L72 157H73V159H76L77 161H80L82 164L79 166V167H77L76 165H75V167L73 166V167H71V165H70V167H66V165L63 163V162H66L67 160H72V159H69L70 157H69V154L67 153V156L69 157H67L66 155H64V153H63V148H65V150H66V147H64V142L63 141H66V140H64V137L66 138V136H65V134H66V131L68 130L67 128L64 130V127H63V125L65 124H63V125H61L60 124V121L63 119H61L60 118V120H59V123H57V121L56 122H53V121H51V118H50V116H52V115H50L51 113H50V111H51V109H53L54 110V103L52 104V103H48V102H51V101H53L52 99H51V101L49 100L50 98L49 97H46L45 99H43L44 97H45V95H44V97H42L41 98V96L39 97L38 95H39V93L41 92V91H39V93L37 94L36 93V91L33 89V88H31V83L32 82H34L33 80H32V82L31 81H29L28 80V78H30V77H28L27 79L26 78H23L24 76H21V77H18L17 76ZM21 74H23V73H21ZM25 74V77H26V73H24ZM23 74V75H24ZM45 74V73H44ZM65 74V73H64ZM94 74V73H93ZM129 74V73H128ZM132 74V73H131ZM134 74V73H133ZM204 74V73H203ZM206 74H208V73H206ZM211 74V73H210ZM66 75V74H65ZM115 76H117L116 74H114ZM113 75V76H114ZM123 75H124V73H123ZM135 75H137V73L135 74ZM134 75V76H135ZM157 75V74H156ZM170 75V74H169ZM197 75V74H196ZM214 75H215V73H214ZM213 75V76H214ZM217 75V74H216ZM251 75V74H250ZM261 75V74H260ZM17 76V77H16ZM27 76H28V74H27ZM33 76H35V75H33ZM43 76V75H42ZM42 76H40V77H42ZM57 76H59L58 74H57ZM60 76H62V75H60ZM67 76V75H66ZM97 76H98V78H99V75L97 74ZM104 76L105 75H103V77L102 78H104ZM112 76V75H111ZM110 76V77H111ZM120 76H122V75H120ZM126 76V75H125ZM124 76V78H126ZM138 77H139V74L137 75ZM155 76V75H154ZM199 76H200V74H199ZM198 76V77H199ZM207 76V75H206ZM38 77V76H37ZM37 77H35V78H37ZM55 77V76H54ZM65 77V76H64ZM123 77V76H122ZM121 77V78H122ZM130 78H131V76H129ZM160 77V76H159ZM203 77V76H202ZM209 77V76H208ZM212 77V76H211ZM225 77V76H224ZM263 77V76H262ZM1 78V77H0ZM32 78V77H31ZM44 78V77H43ZM47 78V77H46ZM61 78V77H60ZM67 78H68V76H67ZM108 78V77H107ZM119 78V77H118ZM142 78V77H141ZM193 78H195V77H193ZM201 78V77H200ZM207 78V77H206ZM38 79V78H37ZM50 79V78H49ZM100 79H101V77H100ZM114 79V78H113ZM132 79V78H131ZM134 79V78H133ZM133 79H132V81H133ZM137 79V80H136ZM135 79V81L136 82H140V81H138V79L140 80V78H136ZM156 79H157V77H156ZM199 79V78H198ZM210 79V78H209ZM212 79H213V77H212ZM259 79V78H258ZM40 80V79H39ZM38 80V82H40ZM55 80V79H54ZM62 80V79H61ZM66 80V79H65ZM97 80H99V79H97ZM122 80H123V78H122ZM161 80H162V78H161ZM168 80V79H167ZM196 80V79H195ZM203 80V79H202ZM29 81V82H28ZM42 81V80H41ZM64 81V80H63ZM102 81V80H101ZM115 81H116V79H115ZM115 81H114V83H115ZM119 81H120V79H119ZM131 81V82H132ZM135 81H133V82H135ZM156 81H159V80H156ZM168 81H170V80H168ZM173 81V80H172ZM171 81V82H172ZM250 81V80H249ZM38 82H36V83H38ZM44 82V81H43ZM47 82H48V80H47ZM46 82V83H47ZM105 82V81H104ZM117 82V81H116ZM122 82V81H121ZM133 82H132V84H133ZM136 82H135V84H136ZM142 82V81H141ZM140 82V83H141ZM154 82H155V80H154ZM162 82V81H161ZM171 82H168L167 84H165V85H167V87H166V91L165 92H169L170 90H172L173 88H172V84H171ZM194 82V81H193ZM197 82V81H196ZM35 83V82H34ZM42 83V82H41ZM59 83V82H58ZM65 83V82H64ZM81 83V82H80ZM93 83V82H92ZM105 83H108V82H105ZM120 82H118V85L117 86H120L121 87V85H123L122 83H121V85L119 84ZM130 83V82H129ZM159 83V82H158ZM188 83V82H187ZM189 83H192V82H189ZM206 83V82H205ZM204 81H202V82H200L199 84H198V86H193L194 87V89L193 88H191L192 90H189L188 89V91H186V97H183V98H185L183 101H178V102H182V104H181V110H180V112L178 113L179 115H177L176 113V115H177V125H176V131H175V134H174V136L171 138V140H170V137L168 136V133H167V135H166V132L168 131V129H166V130H162V132H160V134H161V136H160V138H159V140H158V138H154V136H155V133L157 132H155L154 131V129H152L153 127H151V129H150V132H151V136H153L152 138H150V144H149V146L150 147H152L153 146V143H154V141H157L158 140V142L156 143V147H155V149L158 147L157 146V144L159 145V146H162V147H158V154L160 155V157H161V155L162 156H166V158H167V160L165 161V162H163V159H164V157H163V159H162V161H161V178L160 179H158V180H160V182H158L157 180H154V182L155 183H153L152 182V184H154V190H153V192H154V195H155V198H154V200H153V202L154 201H158L157 203H159V205H161V211L164 209V212H163V218H162V221L164 222V224L165 223H167V222H169V223H171V225H172V227L174 226V224H175V226H177L176 224L177 223H174V221H175V218L174 219H172L173 218V214H172V211L174 210L173 208H175V188L178 186V184H179V182L181 181V180H183V177H182V175H184V173H182V170H183V167H184V165H186L187 166V161H188V157H187V150H188V148L190 147V143L192 142V139H193V137H192V135L194 134V132H195V130H196V126L197 125H199L200 123V121L199 122H195V120H196V118H198V116H197V113H198V109H197V105H198V108H199V103H200V101H201V98H200V96L202 95V93H204V91H203V89L206 87L204 84ZM33 84V83H32ZM43 84V83H42ZM50 84V83H49ZM70 84V83H69ZM71 84V85H72ZM91 84V83H90ZM113 84V83H112ZM115 84H117V83H115ZM154 84V83H153ZM152 84V85H153ZM196 84V83H195ZM257 84V83H256ZM255 84V85H256ZM45 84H43L42 86H44ZM95 85V84H94ZM97 85V84H96ZM102 85V84H101ZM100 85V86H101ZM105 85V84H104ZM107 85V84H106ZM137 85V84H136ZM141 85V84H140ZM165 85H164V87H165ZM0 86H1V84H0ZM57 86H58V84H57ZM93 86V85H92ZM103 86V85H102ZM151 86V85H150ZM188 86H190V85H188ZM50 87V86H49ZM48 87V88H49ZM60 87V86H59ZM97 87V86H96ZM95 87V88H96ZM104 87V86H103ZM109 87V86H108ZM114 87V86H113ZM112 87V89H114ZM119 87V88H120ZM153 87V86H152ZM151 87V88H152ZM157 87V86H156ZM47 88V87H46ZM46 88H44L43 87V89H46ZM55 89H56V87H54ZM63 88V87H62ZM61 88V89H62ZM102 88V87H101ZM100 88V89H101ZM118 88V87H117ZM139 88V87H138ZM175 88H177L176 86H175ZM184 88V87H183ZM39 89H42V87L40 88L39 87ZM38 89V90H39ZM103 89V88H102ZM153 89H155V88H153ZM165 89V88H164ZM178 89H179V87H178ZM178 89H175V91L176 90H178ZM186 89V88H185ZM62 90H64V89H62ZM98 90V89H97ZM103 90H105V88L103 89ZM109 90V89H108ZM115 90H117V89H114V92H115ZM135 90V89H134ZM136 90H137V88H136ZM157 90V89H156ZM162 90V89H161ZM254 90V89H253ZM1 91H3L2 89H1ZM53 91V90H52ZM59 91V90H58ZM101 91V90H100ZM106 91V90H105ZM105 91H103V92H105ZM144 91V90H143ZM174 91V90H173ZM184 91V90H183ZM230 91V90H229ZM7 92V91H6ZM38 92V91H37ZM46 92V91H45ZM54 92H56V91H54ZM113 92V93H114ZM116 92H118V91H116ZM153 92H154V90H153ZM159 92H160V90H159ZM162 92V91H161ZM171 92V91H170ZM249 92V91H248ZM44 93V92H43ZM50 93H51V90H50ZM60 93V92H59ZM64 93H65V91H64ZM94 93V92H93ZM100 93V92H99ZM110 93V92H109ZM108 93V96L109 95H111V94H109ZM112 93V94H113ZM142 93V92H141ZM150 93H151V91H150ZM149 93V94H150ZM182 93H184V92H182ZM215 93H216V90H215ZM6 94H8V93H6ZM46 94H47V92H46ZM52 94V93H51ZM61 94H62V91H61ZM66 94V93H65ZM90 94H92V93H90ZM104 94V93H103ZM105 94H107V93H105ZM154 93H152V95H153ZM162 94V93H161ZM164 94V93H163ZM166 94V93H165ZM230 94V93H229ZM263 94V93H262ZM9 95V94H8ZM49 95V94H48ZM54 95V94H53ZM97 95V94H96ZM100 95V94H99ZM98 95V96H99ZM114 96L116 95V94H113ZM155 95H157V92H156V94H154V96ZM181 95V94H180ZM204 95V94H203ZM4 96H6V95H4ZM56 96V95H55ZM62 96V95H61ZM92 96V95H91ZM143 96V95H142ZM165 96V95H164ZM172 96V95H171ZM171 96H169V97H171ZM216 96V95H215ZM227 96H228V94H227ZM226 96V97H227ZM263 96V95H262ZM59 96H57V98H58ZM66 97H64V98H66ZM101 97H104V95L102 96V94H101ZM156 97V96H155ZM167 97V96H166ZM229 97V96H228ZM9 98V97H8ZM93 98V97H92ZM97 98V97H96ZM104 98H106V97H104ZM151 99H152V97H150ZM164 98V97H163ZM173 99H174V97H172ZM222 98V97H221ZM54 99V98H53ZM90 99H91V97H90ZM153 99H154V97H153ZM181 99H182V97H181ZM198 99H199V101H198ZM10 100H11V98H10ZM9 100V101H10ZM48 100V101H47ZM56 100V99H55ZM96 100H99V98H97ZM102 100V99H101ZM100 100V101H101ZM110 100V99H109ZM149 100V99H148ZM154 100H156V99H154ZM163 99H162V97H161V101H162ZM170 100V99H169ZM175 100V99H174ZM177 100V99H176ZM230 100V99H229ZM251 100V99H250ZM59 101H60V97H59ZM59 101H57V103L59 102ZM64 101H66V99L64 100ZM69 101H68V103H69ZM93 101V100H92ZM106 101H108V100H106ZM159 101V100H158ZM157 101V102H158ZM197 101H198V103H197ZM261 101H262V99H261ZM264 101V100H263ZM63 102V101H62ZM97 102V101H96ZM163 102V101H162ZM260 102V101H259ZM11 103V102H10ZM13 103V102H12ZM56 103V102H55ZM105 103V102H104ZM142 103V102H141ZM174 104H175V102H173ZM211 103H213V102H211ZM239 103V104H238ZM261 103H263V102H261ZM260 103V104H261ZM7 104V103H6ZM16 104V103H15ZM61 104V103H60ZM64 104H66V103H64ZM71 104V103H70ZM70 104H68V105H70ZM99 104H101L100 102H99ZM150 104V102L148 103V105ZM152 104H153V102H152ZM157 104V103H156ZM160 104V103H159ZM167 104H169V103H167ZM8 105V104H7ZM14 105V104H13ZM17 105H19V104H17ZM59 104H57V106H58ZM72 105V104H71ZM155 105V104H154ZM154 105H153V107H154ZM16 106V105H15ZM15 106H14V108H15ZM96 106H97V104H96ZM151 106V104L149 105V107ZM172 106V105H171ZM178 106H179V104H178ZM213 106H215V105H213ZM236 106H234V107H236ZM7 107V106H6ZM60 107V106H59ZM77 107V108H78ZM159 107H160V105H159ZM168 107V106H167ZM174 107V106H173ZM212 107V106H211ZM233 107V106H232ZM56 108H58V107H56ZM72 108V107H71ZM94 108V107H93ZM96 108V107H95ZM100 108H101V106H100ZM147 108V107H146ZM163 108V107H162ZM175 108V107H174ZM177 108V107H176ZM216 108V107H215ZM11 109V108H10ZM9 108H7V110H10ZM73 109H74V107H73ZM145 109V108H144ZM166 109V108H165ZM222 109V108H221ZM59 111H60V109H58ZM63 110H65L64 108H63ZM68 110V109H67ZM100 110V109H99ZM153 110V109H152ZM170 110V109H169ZM171 110H173V108L171 109ZM170 110V111H171ZM177 110V109H176ZM176 110H174V111H176ZM204 110V109H203ZM55 111V110H54ZM57 111V110H56ZM58 111V112H59ZM74 111V110H73ZM146 111V110H145ZM144 111V112H145ZM150 111V110H149ZM210 111V110H209ZM212 111V110H211ZM214 111H216V110H214ZM217 111H219V110H217ZM216 111V112H217ZM225 111V110H224ZM9 112V111H8ZM12 112V111H11ZM153 112V111H152ZM167 112V111H166ZM177 112V111H176ZM216 112L214 113V114H216ZM62 113H63V111H62ZM66 113V112H65ZM94 113H95V111H94ZM97 113H99L98 111H97ZM150 113H151V111H150ZM159 113H162V109L161 110H159ZM163 113H164V111H163ZM202 113V112H201ZM212 113V114H213ZM237 113H238V111H237ZM256 113V112H255ZM10 114V113H9ZM54 116H55V114H54V112L52 113ZM64 114V113H63ZM75 114H76V110H75ZM74 114V115H75ZM96 114V113H95ZM144 114V113H143ZM142 114V115H143ZM175 114H173V113H170L169 115H170V117L171 116H175ZM218 114V113H217ZM57 115H59L58 113H57ZM56 115V117H58ZM98 115V114H97ZM148 115H149V113H148ZM165 115H167V114H164V116ZM201 115H203V113L201 114ZM208 115H210V114H208ZM207 115V116H208ZM219 115H220V113H219ZM248 116H249V114H247ZM61 116H63L62 114H60V117ZM80 116V115H79ZM200 116V115H199ZM215 117H216V115H214ZM239 116V115H238ZM245 116V115H244ZM65 117V116H64ZM73 117H75V116H73ZM100 117V116H99ZM163 117V116H162ZM162 117H161V119H162ZM210 117V119L209 120H212V118L213 119H215V117H212L211 118V116H209ZM220 117H222V116H220ZM246 117V116H245ZM52 118H53V116H52ZM94 118H96V117H94ZM101 118H102V116H101ZM151 118V117H150ZM166 118V117H165ZM201 118V117H200ZM227 118V117H226ZM229 118V117H228ZM238 118V117H237ZM264 118V117H263ZM20 119V122L18 121ZM72 119V118H71ZM70 119V120H71ZM167 119H169L168 117H167ZM236 119V118H235ZM8 120H10L11 122L10 123H8ZM65 120V119H64ZM74 120V119H73ZM100 120V119H99ZM157 120V119H156ZM170 120V119H169ZM173 120V119H172ZM200 120V119H199ZM230 120V119H229ZM243 120H244V118H243ZM214 121V120H213ZM249 121V120H248ZM70 122V124L72 123L71 121H69ZM68 122V123H69ZM75 122L77 123V120H75ZM166 122V121H165ZM172 122V121H171ZM204 122H207V123H205V124H208L209 122H208V120L207 121H204ZM204 122H202V123H204ZM218 121H216L215 120V123H217ZM222 122V121H221ZM224 122V121H223ZM227 122V121H226ZM230 121H228V123H229ZM256 122H257V120H256ZM67 123V122H66ZM74 123V122H73ZM143 123V124H144ZM160 123H161V121H160ZM164 123V122H163ZM212 123V122H211ZM258 123V122H257ZM99 124V123H98ZM165 124V123H164ZM164 124H163V126H164ZM166 124H167V122H166ZM173 124V123H172ZM231 124V123H230ZM233 124V123H232ZM237 124H239V123H237ZM248 124V123H247ZM152 125V124H151ZM161 125V124H160ZM159 125V126H160ZM213 125V124H212ZM225 125H226V123H225ZM229 125V124H228ZM66 126H68V124L66 125ZM77 126V125H76ZM156 126H158V124H156ZM155 126V127H156ZM162 126V127H163ZM173 126V125H172ZM207 126V125H206ZM217 126H219V125H217ZM240 126V125H239ZM73 127V126H72ZM71 127V128H72ZM75 127V126H74ZM99 128L98 130L96 129V128ZM144 127V126H143ZM142 127V128H143ZM167 127H171L170 125H168ZM215 127V126H214ZM226 127H227V125H226ZM243 127V126H242ZM164 128V127H163ZM213 128V127H212ZM140 129V128H139ZM160 129H162V128H160ZM171 129V128H170ZM174 129V128H173ZM172 129V130H173ZM208 129V128H207ZM219 129V128H218ZM217 129V130H218ZM11 130V131H10ZM73 130H75L74 128H73ZM78 130V129H77ZM214 130H216V129H214ZM216 130V131H217ZM242 130V129H241ZM255 130V133H256V129L255 128H253V131ZM71 131V130H70ZM130 132H131V130H129ZM160 131V130H159ZM203 131V130H202ZM208 131V130H207ZM242 131H244V130H242ZM241 131V132H242ZM251 132V133H254V132ZM68 132V131H67ZM72 132V131H71ZM75 132V131H74ZM78 132V131H77ZM149 132V133H150ZM24 133H27V135L26 134H24ZM69 133V132H68ZM80 133V132H79ZM139 133V132H138ZM141 133V132H140ZM148 133V134H149ZM157 133H159V132H157ZM213 132H211V134H212ZM245 133V132H244ZM258 133V132H257ZM70 134V133H69ZM71 134H73V133H71ZM208 134V133H207ZM235 134V133H234ZM17 137V141L14 139L15 137ZM77 135V134H76ZM97 135V140H99L100 142V146H97V145H95L96 147H98L99 149H96L97 150V152L96 151H93V148L92 149H90L89 147H86L87 145H94V144H96L97 143V140L96 141H94V143L92 142V140H90L89 141V136H91L92 138L93 137H95ZM139 135V134H138ZM158 135V134H157ZM225 135V134H224ZM229 135V134H228ZM230 135H231V133H230ZM240 135V134H239ZM244 135H246V134H244ZM256 135H258V134H256ZM27 136H29V138L27 139ZM137 135H135V137H136ZM148 136V135H147ZM211 136V135H210ZM226 136V135H225ZM69 137V136H68ZM75 137H77V136H75ZM78 137H79V135H78ZM82 137V136H81ZM140 137V136H139ZM199 137V136H198ZM202 136H200V138H201ZM73 138V137H72ZM95 138V139H96ZM133 138V137H132ZM197 138V137H196ZM199 138V139H200ZM214 138V137H213ZM215 138H217V137H215ZM239 138V137H238ZM14 139V140H13ZM76 139V138H75ZM75 139H73V142H75L76 140ZM91 139V138H90ZM210 139V138H209ZM247 139V138H246ZM71 139H69V141H70ZM75 140V141H74ZM78 140V139H77ZM81 140H82V138H81ZM136 140V139H135ZM196 140V139H195ZM218 140V139H217ZM216 140V141H217ZM235 140V139H234ZM83 141H84V139H83ZM170 141V144H171V148H169V149H171V152H169V153H166V150H167V146H168V144H167V142H169ZM204 141H206V139L204 138ZM244 140L242 139V142H243ZM68 142V141H67ZM72 142V141H71ZM72 142V143H73ZM77 142V141H76ZM75 142V143H76ZM96 142V143H95ZM138 142V141H137ZM146 142V141H145ZM172 142V143H171ZM207 142V141H206ZM221 142V141H220ZM220 142H218V143H220ZM224 142V141H223ZM247 142V141H246ZM66 143V142H65ZM134 143H136V142H134ZM147 143V142H146ZM193 143V142H192ZM203 143V142H202ZM201 143V144H202ZM256 143V142H255ZM139 144V143H138ZM198 144L199 143H197V147H198ZM207 144V143H206ZM208 144L209 145H211V144H213L212 143V141H208ZM233 144H235V143H233ZM253 144H254V141H252L251 140V142H250V144H243V145H246L247 147H249V148H252L253 147ZM135 145V144H134ZM143 145V144H142ZM203 145V144H202ZM202 145H201V147H202ZM220 145V144H219ZM223 145V144H222ZM125 146V145H124ZM123 146V147H124ZM130 146V145H129ZM140 146V145H139ZM145 146H146V144H145ZM144 146V147H145ZM155 146V145H154ZM192 146V145H191ZM204 146V145H203ZM218 146V145H217ZM230 146H231V144H230ZM234 146V145H233ZM236 146V145H235ZM69 147V146H68ZM142 147V146H141ZM194 147H196V145L194 146ZM199 147H200V145H199ZM210 147V146H209ZM79 148V147H78ZM148 148V147H147ZM204 148V147H203ZM206 148V147H205ZM204 148V149H205ZM208 148V147H207ZM220 148V147H219ZM228 148H229V143H226L223 147H221V149H220V154H222L223 152H225V151H227L228 150ZM236 148H238V147H236ZM246 148V147H245ZM20 149H22V151H21V153H20ZM34 149L35 150H37V151H35L34 152ZM133 149V148H132ZM145 149H146V147H145ZM144 149V150H145ZM151 149V148H150ZM209 149V148H208ZM68 150H69V148H68ZM124 150V149H123ZM141 150H143L142 148H141ZM144 150H143V152H144ZM199 150V149H198ZM202 150V149H201ZM216 150V149H215ZM233 150H234V148H233ZM255 150H256V148H255ZM147 151H149V150H147ZM195 151H196V149H195ZM218 151V150H217ZM236 151V150H235ZM251 151V150H250ZM132 152V151H131ZM197 152V151H196ZM199 152H200V150H199ZM216 152V151H215ZM248 152V151H247ZM65 153V154H66ZM128 153V152H127ZM132 153H134V152H132ZM148 153V152H147ZM146 153V154H147ZM202 153V152H201ZM200 153V154H201ZM256 153H257V151H256ZM71 154V153H70ZM123 154V153H122ZM129 154V153H128ZM144 154V153H143ZM145 154V155H146ZM153 154H154V151H153ZM198 154V153H197ZM199 154V155H200ZM218 154V153H217ZM257 154H259V153H257ZM150 155V154H149ZM196 155V154H195ZM203 155V154H202ZM232 155V154H231ZM254 155H256V154H254ZM137 156V155H136ZM140 156V155H139ZM152 156V155H151ZM197 156V155H196ZM227 156V153L226 154H224V157H226ZM230 156V155H229ZM233 156V155H232ZM234 156H237V155H234ZM239 156V155H238ZM236 157L234 160H233V163H232V165L231 166H229V165H223L224 167L222 168V170H220V188L218 189V192H217V200L216 201H218L217 203L218 204H221L222 203V196H224V195H226V194H228V191H229V189L231 188V172H232V168L233 167H235L236 165H237V161H238V159L240 158V157ZM142 157V156H141ZM155 157V156H154ZM157 157V156H156ZM155 157V158H156ZM257 157V156H256ZM33 158H35V159H37L38 161H36L35 160V162H31V160ZM39 158H43V162H40L39 161ZM51 158H53V161H52V159ZM148 158H150V157H148ZM151 158H153V156L151 157ZM158 158V157H157ZM220 158V157H219ZM228 158V157H227ZM232 158V157H231ZM249 158V157H248ZM138 159V158H137ZM140 159V158H139ZM159 159V158H158ZM158 159H157V161L155 160V159H151L152 161L149 163V164H151V166H152V168H155L156 167V165H157V163H158ZM198 159H199V157H198ZM123 160V159H122ZM121 160V161H122ZM76 161V162H77ZM132 162H133V160H131ZM135 161V160H134ZM141 161V160H140ZM143 161V160H142ZM200 161H202L201 159H200ZM232 161V160H231ZM240 161V160H239ZM241 161H242V159H241ZM37 162H40V163H37ZM75 162V161H74ZM73 162V163H74ZM75 162V163H76ZM130 162V161H129ZM145 162V161H144ZM148 162V161H147ZM196 162V161H195ZM225 162L227 163V161L225 160ZM224 162V163H225ZM252 162V161H251ZM67 163H69L68 161H67ZM72 163V162H71ZM71 163H69V164H71ZM73 163H72V165H73ZM78 163V162H77ZM76 163V164H77ZM123 163V162H122ZM143 163V162H142ZM220 163V162H219ZM219 163H217V164H219ZM140 164V163H139ZM148 163H146V165H147ZM149 164H148V166H149ZM160 164V163H159ZM193 164V163H192ZM195 164H197V163H195ZM199 164V163H198ZM244 164V163H243ZM79 165V164H78ZM143 164H140V166L138 167V169H137V172H136V175H135V177H133L134 178V186H137V188L135 189V192H136V194L137 193H140L142 190L144 191V187L143 188H141V187H138V185L142 182V180H143V177H146V174H145V176H143V172L144 171H142L143 169H142V166ZM145 165V166H146ZM246 165V164H245ZM248 165V164H247ZM257 165V164H256ZM117 166V165H116ZM123 166H124V164H123ZM122 166V167H123ZM130 166V165H129ZM159 166V165H158ZM194 166H196V165H194ZM221 166V165H220ZM255 166V165H254ZM128 167V166H127ZM132 167V166H131ZM150 167V166H149ZM197 167V166H196ZM196 167H194V168H196ZM58 168V170L60 171V173L62 172V171H64L62 174H61V180L59 181V185H60V188H59V190H58V192L57 193H50V194H47L46 192H47V190L45 191V188H44V186L42 185L43 184V182H45V178H47L46 176H51L52 174L51 173H57L56 171V169ZM125 168V167H124ZM142 170H141V169ZM193 168V167H192ZM193 168V169H194ZM209 168V167H208ZM210 168H212V167H210ZM253 168V167H252ZM144 169H145V167H144ZM219 169V168H218ZM239 169V168H238ZM250 169V168H249ZM254 169V168H253ZM252 169V170H253ZM69 170L70 171H74L73 172V176L71 175V176H69ZM197 170V169H196ZM195 170V171H196ZM211 170V169H210ZM246 170V169H245ZM112 171V172H111ZM123 171H124V169H123ZM150 171V170H149ZM194 170H193V172H195ZM207 171V170H206ZM248 171H250V170H248ZM146 172H147V170H146ZM146 172H144V173H146ZM251 172V171H250ZM106 174V175H104V176H102V174ZM149 173V172H148ZM151 173V172H150ZM157 173V172H156ZM89 175V174H91L92 176H93V178H92V180H90V186H92V183L94 184V180L96 181L97 179H98V177L100 176V178H99V181L97 180L96 182L98 183V185L100 186V188H101V193H99V191H98V189H97V191H98V193L99 194H97V193H94V195H92V194H89L90 192H88V190H84L83 189V191L81 192V191H79V190H77V189H75V190H77V191H75L73 188H74V185H78V187H79V185H80V180L81 179H83V178H81V176H83V175ZM126 174V173H125ZM160 174V173H159ZM209 174V173H208ZM242 174V173H241ZM129 175V174H128ZM148 175H150V174H148ZM147 175V176H148ZM193 175V174H192ZM250 175V174H249ZM109 176V177H108ZM116 176V175H115ZM118 176V175H117ZM120 176V175H119ZM143 176V177H142ZM55 177V178H54ZM53 178V183L54 184H56L57 182H58V176H54ZM108 177V178H107ZM150 177V176H149ZM160 177V176H159ZM185 177V176H184ZM118 178V177H117ZM116 178V179H117ZM194 179H195V177H193ZM49 179V178H48ZM85 179V178H84ZM145 179V178H144ZM192 179V178H191ZM89 180V179H88ZM123 180H124V178H123ZM150 180V179H149ZM148 179H145V182L144 183H147L148 181H149ZM152 180V179H151ZM245 180H246V178H245ZM50 181V180H49ZM87 180H85V182H86ZM125 181V180H124ZM187 181H188V179H187ZM192 181V180H191ZM218 181V182H219ZM239 181V180H238ZM241 181V180H240ZM95 182V183H96ZM132 182V183H133ZM237 182V181H236ZM242 182H244L243 180H242ZM249 182V181H248ZM46 183V182H45ZM52 183V184H53ZM52 184H50V185H52ZM82 184V183H81ZM85 184V183H84ZM87 184V183H86ZM186 184V183H185ZM214 184H216V183H214ZM238 184H240V183H238ZM246 184V183H245ZM57 185V184H56ZM95 185V184H94ZM97 185V186H98ZM141 185V184H140ZM187 185V184H186ZM218 185V184H217ZM2 187H3V184L1 185ZM53 186V185H52ZM85 186V185H84ZM89 186V185H88ZM143 186H144V184H143ZM1 187V188H2ZM48 187V186H47ZM51 187V186H50ZM49 187V188H50ZM54 187V186H53ZM52 187V188H53ZM87 187V186H86ZM95 187V186H94ZM185 187V189H186V186H184ZM191 187V186H190ZM233 187H235V189H236V186H233ZM5 188V187H4ZM4 188L2 189V190H4ZM80 188V187H79ZM88 188V187H87ZM86 188V189H87ZM182 188V187H181ZM213 188H214V186H213ZM212 188V189H213ZM48 189V188H47ZM51 189V188H50ZM92 189H95V188H92ZM189 189V188H188ZM215 189V188H214ZM1 190V189H0ZM1 190V191H2ZM51 190H53V189H51ZM56 190V188L54 187V192H56L55 191ZM90 190H91V188H90ZM132 190V189H131ZM203 190V189H202ZM210 190V189H209ZM5 191V190H4ZM3 191V192H4ZM96 191V190H95ZM185 191H187V190H185ZM189 191V190H188ZM211 191V190H210ZM48 192H49V190H48ZM133 192V191H132ZM216 192V191H215ZM215 192H213V193H215ZM91 193H92V191H91ZM131 193V192H130ZM142 193H145V192H142ZM180 193V192H179ZM178 193V194H179ZM5 194V193H4ZM3 194V195H4ZM134 194V193H133ZM212 194V193H211ZM233 194V193H232ZM8 195V194H7ZM134 196H136V195H134ZM187 196V195H186ZM188 197V196H187ZM208 197V196H207ZM231 197V196H230ZM141 198V197H140ZM153 198V197H152ZM180 198H182V197H180ZM224 198V197H223ZM226 198V197H225ZM7 199V198H6ZM5 199V200H6ZM129 199V198H128ZM131 200H130V203H129V208L131 209L132 208V206L134 205V204H132L131 203V201H132V198H130ZM136 198H134V200H135ZM137 199H138V197H137ZM136 199V200H137ZM185 199V198H184ZM188 199V198H187ZM210 199H211V197H210ZM140 199H138V201H139ZM8 201V200H7ZM6 201V202H7ZM125 201V200H124ZM147 201V200H146ZM186 201V200H185ZM188 201V200H187ZM129 202V201H128ZM140 202V201H139ZM139 202H137L138 204H139ZM3 203H5V202H3ZM123 203V202H122ZM135 203V202H134ZM145 203V202H144ZM230 203V202H229ZM50 204V207L48 206ZM120 204V203H119ZM147 204V203H146ZM149 204V203H148ZM155 204V203H154ZM187 204H188V202H187ZM263 204V203H262ZM3 205H5V204H3ZM93 205H91V206H93ZM150 205V204H149ZM157 205V204H156ZM49 207V209H48V207ZM124 205H118V207H116L117 208V210H116V213L117 214H119L120 212H122L121 211V208L123 207ZM126 206V205H125ZM188 206H189V204H188ZM206 206V205H205ZM4 207V206H3ZM127 207V208H128ZM151 207V206H150ZM186 207V206H185ZM203 207V206H202ZM225 207V206H224ZM232 207V206H231ZM1 208H2V206H1ZM124 208V207H123ZM139 208V207H138ZM187 208V207H186ZM218 208H220L219 206L217 207V209ZM5 209V208H4ZM7 209V208H6ZM90 209H92V208H90ZM133 209V208H132ZM155 209H156V207H155ZM177 209H179L178 207H177ZM187 209H189V208H187ZM107 210V209H106ZM144 210V209H143ZM160 210V209H159ZM176 210V209H175ZM181 210V209H180ZM207 210V209H206ZM220 210V209H219ZM218 210V212H220ZM226 210V209H225ZM228 210V209H227ZM91 211L92 210H90V214H91ZM96 211V210H95ZM126 211H128L129 212V209L128 210H126ZM125 211V212H126ZM133 211V210H132ZM140 211V210H139ZM183 211V210H182ZM188 211V210H187ZM212 212H213V209L211 210ZM224 211V210H223ZM103 212V211H102ZM124 212V213H125ZM127 212V213H128ZM190 212V211H189ZM203 212V211H202ZM211 212V213H212ZM2 213V212H1ZM97 213V212H96ZM116 213H115V215H116ZM123 213V214H124ZM141 213H143V212H141ZM140 213V214H141ZM151 213H155V210H154V212L153 211H151V210H149V208H148V211H147V213H146V217L147 218H150L151 219V217L153 216V215H151ZM180 213V212H179ZM186 213V212H185ZM222 213H226V211L225 212H222ZM49 214V213H48ZM100 214V213H99ZM102 214V213H101ZM129 214V213H128ZM176 214V213H175ZM174 214V215H175ZM200 214V213H199ZM212 214H214V223H211V225H212V228L211 229H213L212 231V234H213V236H214V233H215V231L218 229V225H217V222H218V214H217V210L215 211V212H213ZM103 215V214H102ZM121 215V214H120ZM119 215V216H120ZM139 215V214H138ZM142 215V214H141ZM159 215V214H158ZM204 215V214H203ZM221 215V214H220ZM228 215V214H227ZM251 215H252V212H251ZM123 216V215H122ZM128 216V215H127ZM130 216V215H129ZM128 216V217H129ZM137 216V215H136ZM155 216V215H154ZM225 216V215H224ZM4 217H5V215H4ZM50 217V216H49ZM93 217V216H92ZM96 217V216H95ZM94 217V218H95ZM124 217V216H123ZM204 217H206V216H204ZM227 217V216H226ZM98 218H101V217H98ZM115 218H117V216H115ZM126 218V217H125ZM130 218V217H129ZM147 218H145V219H147ZM155 218V217H154ZM264 218V217H263ZM40 219H41V221H40ZM91 219V218H90ZM93 219V218H92ZM118 219V218H117ZM119 219H122V218H119ZM142 219V218H141ZM161 219V218H160ZM187 219V218H186ZM224 219H226V218H224ZM223 219V220H224ZM95 220V219H94ZM115 220V219H114ZM124 221H125V219H123ZM159 220V219H158ZM181 220H183V219H181ZM185 220V219H184ZM188 220V219H187ZM203 220H204V218H203ZM93 221V220H92ZM91 221V222H92ZM102 221V220H101ZM113 221V220H112ZM124 221H122V222H124ZM156 221V220H155ZM206 221V220H205ZM209 221V220H208ZM47 222H48V220H47ZM114 222V221H113ZM112 222V223H113ZM120 222H121V220H120ZM150 222V221H149ZM149 222H148V224H149ZM185 222V221H184ZM9 223V222H8ZM159 223V222H158ZM161 223V222H160ZM168 223V224H169ZM225 223V222H224ZM259 223H260V221H259ZM1 224V223H0ZM43 224H44V222H43ZM42 224V227L44 226ZM116 224V223H115ZM117 224H120V223H117ZM123 224V223H122ZM145 224H146V222H145ZM154 225V224H153ZM155 225H156V223H155ZM170 225V226H171ZM1 226V225H0ZM3 226V225H2ZM112 226H114V225H112ZM112 226H111V229H112ZM124 226V225H123ZM126 226V225H125ZM159 226V225H158ZM179 226V225H178ZM181 226V225H180ZM198 226V225H197ZM115 227V226H114ZM151 227V226H150ZM157 227V226H156ZM160 227V226H159ZM224 227V226H223ZM260 227V226H259ZM46 228V227H45ZM45 228H43V229H45ZM122 228V227H121ZM158 228V227H157ZM174 228V227H173ZM180 228V227H179ZM207 228V227H206ZM222 228V227H221ZM225 228V227H224ZM264 228V227H263ZM95 228H93V230H94ZM115 229H116V227H115ZM156 229V228H155ZM262 229V228H261ZM21 230V231H20ZM97 230V229H96ZM110 230V229H109ZM117 230V229H116ZM157 230V229H156ZM159 230H161V229H159ZM159 230H157V231H159ZM203 230V229H202ZM2 231V230H1ZM113 231V230H112ZM111 230H110V232H112ZM118 231L119 230H117V233H118ZM124 231H127V229H124V230H122L121 232L119 231V233L118 234H120V233H123ZM166 231V230H165ZM3 232V231H2ZM1 232V233H2ZM60 231H58L57 233H59ZM90 232V231H89ZM94 232V231H93ZM150 232H153L152 230L151 231H149V233ZM21 233V234H22ZM46 233V232H45ZM91 233V232H90ZM114 233H116V232H114ZM117 233L116 234H113V233H109L108 235H107V238H106V243L108 244L107 246H108V248L110 249L111 248V246H112V241L114 240V239H116V238H120L119 237V235H117ZM155 233H157V232H155ZM155 233H153V234H155ZM158 233H160V232H158ZM162 233H163V231H162ZM172 233V234H171ZM170 234H171V237L173 236V232H171ZM262 233V232H261ZM49 234V233H48ZM152 234V235H153ZM182 234H184V233H182ZM207 234V233H206ZM222 234V233H221ZM23 235V234H22ZM40 235V234H39ZM58 235V234H57ZM124 235H125V233H124ZM134 235V234H133ZM150 235V234H149ZM179 235V234H178ZM204 235V234H203ZM24 236V235H23ZM28 236V235H27ZM48 236V235H47ZM46 236V237H47ZM51 236V235H50ZM59 236V235H58ZM122 236V235H121ZM128 236V235H127ZM138 236H140V235H138ZM155 236V235H154ZM154 236H153V239H154ZM164 236V235H163ZM211 236V235H210ZM219 236V235H218ZM222 236V235H221ZM220 236V237H221ZM14 237V236H13ZM12 237V238H13ZM26 237V236H25ZM40 237V236H39ZM45 237V238H46ZM91 237V236H90ZM125 237V236H124ZM146 237V236H145ZM150 237H152L151 235H150ZM161 237V236H160ZM175 237H176V235H175ZM200 237H201V235H200ZM24 238V237H23ZM30 238H31V235H30ZM29 238V239H30ZM48 238V237H47ZM46 238V239H47ZM149 238V237H148ZM147 238V239H148ZM164 238H165V236H164ZM167 238V237H166ZM169 238V237H168ZM215 238V237H214ZM43 239V238H42ZM52 239V238H51ZM143 239V238H142ZM159 238L157 237V240H158ZM161 239V238H160ZM163 239V238H162ZM205 239V238H204ZM212 239V238H211ZM217 239V238H216ZM221 239V238H220ZM37 240V239H36ZM41 240V239H40ZM58 240V239H57ZM92 240V239H91ZM122 240H123V238H122ZM131 240H133L134 241V239H131ZM131 240H130V242H131ZM145 240V239H144ZM149 240V239H148ZM155 240V239H154ZM202 240V239H201ZM218 240H219V237H218ZM225 240V239H224ZM264 240V239H263ZM1 241H2V239H1ZM25 241H27V239H25ZM55 241V240H54ZM53 241V242H54ZM59 241V240H58ZM127 241V240H126ZM126 241H125V243H126ZM136 241V240H135ZM160 241V240H159ZM162 241V240H161ZM165 241V240H164ZM167 241V240H166ZM183 241V240H182ZM207 241V240H206ZM206 241H203V242H206ZM43 242V241H42ZM42 242H40V243H42ZM57 242V241H56ZM124 242V241H123ZM123 242H122V244H123ZM140 242H141V238H140ZM152 242V241H151ZM151 242H150V244H151ZM158 242V241H157ZM181 242V241H180ZM184 242V241H183ZM186 242V241H185ZM184 242V243H185ZM214 242V241H213ZM262 242H264V241H262ZM1 243V242H0ZM13 243V242H12ZM25 244H26V242H24ZM45 243V242H44ZM49 243V242H48ZM139 243V242H138ZM142 243H143V241H142ZM148 243V242H147ZM156 243V242H155ZM176 243V242H175ZM16 244V243H15ZM14 244V245H15ZM23 244V243H22ZM59 244V243H58ZM89 244V243H88ZM128 244V243H127ZM134 243H132V245H133ZM161 244V243H160ZM159 244V245H160ZM169 244V243H168ZM171 244H172V242H171ZM179 244H181V243H179ZM206 244V243H205ZM209 244H211V242L209 243ZM218 244V243H217ZM221 244V243H220ZM219 244V247L221 246ZM264 244V243H263ZM1 245V244H0ZM18 245V244H17ZM33 245V244H32ZM36 245V244H35ZM47 245V244H46ZM52 245H53V243H52ZM61 245V244H60ZM125 245V244H124ZM130 245V244H129ZM128 245V246H129ZM163 245V244H162ZM165 245V244H164ZM170 245V244H169ZM168 245V246H169ZM187 245V244H186ZM190 245V244H189ZM202 245V244H201ZM24 246V245H23ZM38 246V245H37ZM47 246H49V245H47ZM127 246V245H126ZM214 246V245H213ZM212 246V247H213ZM22 247V246H21ZM35 247V246H34ZM54 247V246H53ZM121 247V246H120ZM131 247V246H130ZM138 247H140L141 248V246H137V248ZM158 247V246H157ZM160 247V246H159ZM158 247V248H159ZM161 247H163V246H161ZM160 247V248H161ZM166 247V246H165ZM181 247H183V246H181ZM180 247V248H181ZM203 247V246H202ZM206 247V246H205ZM216 247V244H215V246H214V248ZM260 247V246H259ZM44 248V247H43ZM57 248H58V246H57ZM88 248V247H87ZM106 248V247H105ZM128 248V247H127ZM126 248V249H127ZM137 248H136V250H137ZM159 248V249H160ZM164 248V247H163ZM170 248V247H169ZM217 248V247H216ZM216 248H215V250H216ZM3 249V248H2ZM12 249V248H11ZM13 249H14V246H13ZM23 249V248H22ZM28 249V248H27ZM35 249H36V247H35ZM34 249V250H35ZM38 249V248H37ZM46 249V248H45ZM48 249V248H47ZM128 249H130V248H128ZM144 249H145V247H144ZM176 249V248H175ZM174 249V250H175ZM183 249V248H182ZM208 249V248H207ZM218 249V248H217ZM253 249V248H252ZM42 250V249H41ZM49 250V249H48ZM116 250H118V249H116ZM125 250V249H124ZM130 250H133V249H130ZM140 250V249H139ZM143 250V249H142ZM147 251H149V249H146ZM161 250H163V249H161ZM160 250V251H161ZM21 251V250H20ZM29 251V250H28ZM45 251V250H44ZM112 251V250H111ZM123 251V250H122ZM141 251V250H140ZM151 251H153L152 249H151ZM201 251V250H200ZM221 250H220V248H219V252H220ZM30 252V251H29ZM33 252V251H32ZM36 252V251H35ZM41 252V251H40ZM43 252V251H42ZM58 252H59V250H58ZM129 252V251H128ZM146 252V251H145ZM156 252V251H155ZM154 252V253H155ZM166 252V251H165ZM236 252V251H235ZM18 253H19V250H18ZM24 253H25V251H24ZM84 253H86V252H84ZM83 253V254H84ZM114 253V252H113ZM132 253V252H131ZM137 253V252H136ZM141 253V252H140ZM148 253V252H147ZM158 253V252H157ZM170 253H172V252H170ZM202 253V252H201ZM200 253V254H201ZM218 252H216L215 254L214 253H212V254H214V255H218L217 254ZM263 253H264V251H263ZM28 254V253H27ZM27 254H26V257H27ZM40 254V253H39ZM39 254L38 255H36V253H34V255H36L37 257L39 256ZM42 254V253H41ZM110 254V253H109ZM120 254H122V253H120ZM129 254V253H128ZM152 254V253H151ZM150 254V255H151ZM159 254V253H158ZM158 254H156L157 256H158ZM176 254V253H175ZM174 254V255H175ZM178 254V253H177ZM180 254V253H179ZM211 254V253H210ZM2 255V254H1ZM20 255V254H19ZM25 255V254H24ZM44 255V254H43ZM119 255V254H118ZM137 255H138V253H137ZM142 255H143V253H142ZM168 255H169V253H168ZM172 255V254H171ZM219 255H221V254H219ZM21 256V255H20ZM29 256H30V254H29ZM42 255H40V257H41ZM56 256H58L57 254H56ZM82 256H84V255H82ZM81 256V257H82ZM112 256H113V254H112ZM132 256V255H131ZM140 254H139V258H140ZM152 256V255H151ZM157 256H155V257H157ZM186 256H188V255H186ZM200 256H202V255H200ZM208 256V255H207ZM257 256V255H256ZM24 257V256H23ZM31 257H32V255H31ZM31 257L29 258V259H31ZM44 257V256H43ZM54 257V256H53ZM134 257V256H133ZM136 257V256H135ZM145 257H146V255H145ZM163 257V256H162ZM171 257V256H170ZM249 257H250V255H249ZM25 258V257H24ZM46 258V257H45ZM80 258V257H79ZM138 258V257H137ZM144 258V257H143ZM147 258V257H146ZM145 258V259H146ZM148 258H150V257H148ZM210 258V257H209ZM208 258V259H209ZM216 258H219V256L218 257H216ZM229 258V257H228ZM260 258V257H259ZM258 258V259H259ZM26 259V258H25ZM27 259H28V257H27ZM32 259H34L33 257H32ZM38 259H39V257H38ZM41 259V261H42V258H40ZM57 259H58V257H57ZM106 259V258H105ZM134 259V258H133ZM142 259V258H141ZM140 259V260H141ZM153 259V258H152ZM186 259V258H185ZM188 259V258H187ZM47 260H49V259H47ZM52 260H53V258H52ZM69 260V261H70ZM75 260V259H74ZM107 260V259H106ZM106 260H104V258H101V260H99L98 262H96L97 264H105L106 262ZM137 260V259H136ZM159 260H160V258H159ZM159 260H157V261H159ZM204 260V259H203ZM30 261H32V260H30ZM57 261V260H56ZM80 261V260H79ZM132 261V260H131ZM163 261V260H162ZM161 261V262H162ZM222 261H223V259H222ZM27 262V261H26ZM55 262V261H54ZM134 262V261H133ZM141 263H142V261H140ZM140 262H139V264H140ZM152 262V261H151ZM154 262H155V260H154ZM160 262V263H161ZM167 262H169V260L167 261ZM195 262V261H194ZM201 262V261H200ZM203 262V261H202ZM259 262H260V260H259ZM53 263V262H52ZM51 263V264H52ZM73 263V262H72ZM113 263H114V261H113ZM136 263H137V261H136ZM144 263V262H143ZM157 263V262H156ZM170 263H171V261H170ZM169 263V264H170ZM207 263H208V261H207ZM220 263V262H219ZM251 263V262H250ZM258 263V262H257ZM54 264V263H53ZM67 264V263H66ZM69 264V263H68ZM71 264V263H70ZM95 264V263H94ZM107 264V263H106ZM111 264V263H110ZM131 264H132V262H131ZM182 264V263H181ZM198 264H200V263H198ZM259 264H261V263H259Z\"/></svg>", "mask_w": 264, "mask_h": 264}]
</instances>
